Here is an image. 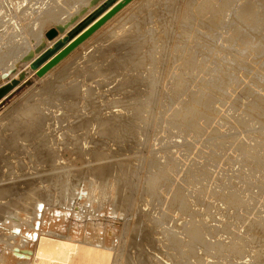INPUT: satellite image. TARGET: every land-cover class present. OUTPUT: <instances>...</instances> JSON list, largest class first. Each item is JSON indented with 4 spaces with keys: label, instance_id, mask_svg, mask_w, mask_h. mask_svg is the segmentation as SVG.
<instances>
[{
    "label": "bare ground",
    "instance_id": "bare-ground-1",
    "mask_svg": "<svg viewBox=\"0 0 264 264\" xmlns=\"http://www.w3.org/2000/svg\"><path fill=\"white\" fill-rule=\"evenodd\" d=\"M2 1V0H1ZM0 1V2H1ZM20 1V0H19ZM28 2V0H21V4L23 2ZM33 1V0H32ZM37 1V0H36ZM42 1V0H41ZM97 0H52L51 1V4L53 2L54 4V10L52 11L51 9L47 12V14H45L46 16L41 18L40 15H39V18L35 19V26H41V24L45 26V22L46 23H52L54 26H52V28L48 29L46 32L44 31V33L41 31L42 29H35L34 32L32 34V37H34L35 40H37V44L36 42L34 43L36 45V48L38 47L39 49L48 44H52L54 42H56L57 40H59L61 38V36L63 35V32L67 29V26H66V22H63L61 20V18H59V16L62 17V15H64L65 13H67L69 11V13H75V12H72L74 9H79V7L76 8L77 5H82L84 7H89L92 3H96ZM241 0H201L199 2V4H197V6L194 8L191 6V8L189 9L188 8V12H187V17L185 18H188V17H191L192 18H198L197 20L201 19V21H204L206 22L207 24H210V26H220V25H223L224 26V21L226 20L225 16H227V14H230L229 16H233L235 17L236 19H232L233 21H235V26L234 28H232V30L227 32L229 34V37L232 42L233 40L234 41H238V42H241L242 43V46L239 47H236L235 44L233 43L234 47H232L233 45L231 44V46H229L233 52L235 51L236 53H233L234 56L232 58V56H230V58L228 57V59L225 57V55L227 56V54L223 55V57H220L223 58L222 60L225 59L226 62H222L223 65L219 66L222 67L221 70L218 71V69H215L217 71V74L218 73H222V75L220 76V74H218V76L214 75L213 73L211 74V71L213 70H208L206 71L207 73H209V78L214 75V77H212L213 79H211L212 81L209 82V80L207 82H209L208 84H212V86L210 87L209 85V88L206 87L207 85H205V89L202 87L199 86V84L197 82H199V80L197 81L196 79L193 78V76L196 74L195 78L197 77V73H195L196 71H198L197 69V66L203 62V64H209V62L207 63L206 59L210 62H213V60H209V57H206V59L204 58V55L206 56L208 52H210V50H212V47L214 46V43H213V36L212 34L214 35V32H213V27L211 29V31L209 30L211 27L207 28L208 29V32L206 30L205 31V34L206 32L208 34H206L205 36H202L203 34V31L199 32L198 29L197 31L194 30L193 32H190L191 35H187L189 38H190V42H189V45L191 46H187V41L185 40L186 45L190 51L188 52V54L186 55L187 53V50L184 49L186 48L184 46V50H186V57L185 59L183 60L184 61V64H182L180 61L179 62L184 65V69L182 70L181 68H179L181 65L178 64V68L176 69L177 71L179 70L180 74L179 75H174V77H170L171 78V81L170 79H167L164 75V77L167 79V81L169 80L170 84L167 82V84H169V94L168 96H166L164 102L165 103H169L171 104V106L173 105L172 103L177 101L178 103V100L180 102V100L182 98H187L188 102L184 100V102L182 101L181 103V106L180 104L179 105H176L174 103V107L176 106H180L178 108H174L173 109H176V110H173L175 111V114L174 116L172 117V114H169L171 115V117H168V119L170 121H168L166 124H165V129L167 131H170L169 130V126H167V124H169L172 128H176V130H178V133L181 135V136H184L183 139H185V144L188 146L187 149H189V156H194L196 154V152L199 150L200 148V151L199 152V157H201L202 153H203V148L207 147L206 145H208V147L210 146L209 144V141L206 140L203 141V134L201 131H203V127L205 125H207V127L209 126L208 124L211 123L210 120L212 119L211 116L209 114H207V112H205L206 109H204V111H200L199 110V107L201 106L200 104H205V107L206 106H209L211 105H214V103L216 102L217 103V100H221L220 102L224 101L222 100L223 98L221 96H224L225 95V90L228 91V89L230 90V88L227 87V85L229 84H233V83H230L231 80H234L236 81L237 78H236V74L235 73H232V70H235L236 69H232L233 67L235 68L236 64L234 63H237L239 64L240 61H242L243 59V53H245L246 51L250 50L251 51V47L254 46L253 44H251V40L250 41V44H249V39H248V42H245V38L243 37V31L245 29H247V27L250 28L251 24L249 25L247 23L248 20L252 19V17L250 19H248L249 17V13L251 14L252 12H249L250 11V5L253 4L254 2L252 3H244V4H240L241 6L239 7V2ZM244 1V0H243ZM248 1V0H247ZM250 1V0H249ZM254 1V0H253ZM262 1V0H261ZM6 3V0L3 1ZM40 2V1H39ZM152 2V1H151ZM160 2V1H159ZM257 2V1H256ZM10 3V2H9ZM29 3V2H28ZM34 3V2H33ZM3 4V3H2ZM17 4V3H16ZM15 4V5H16ZM36 4V3H35ZM34 4V5H35ZM44 4V2H43ZM50 4V6H51ZM150 3L148 2V5ZM154 4V3H152ZM176 4V3H175ZM179 4V3H178ZM181 4V3H180ZM256 5V8L258 7L257 4L259 3H254ZM20 5V4H19ZM29 5V4H28ZM47 5V4H46ZM169 5V4H168ZM173 5V4H172ZM254 5V7H255ZM263 6L264 3L262 2L260 4V6ZM4 6L6 7V4H4ZM4 6H1L0 4V14H3V11H6L5 9H3L2 7ZM22 6V5H21ZM42 6V4H41ZM161 6V5H160ZM163 6V5H162ZM181 6V5H180ZM40 7V6H39ZM82 7V8H84ZM91 7V6H90ZM89 7V8H90ZM170 7V6H169ZM264 7V6H263ZM262 7V8H263ZM41 8V7H40ZM38 8V9H40ZM48 8V7H47ZM46 8V9H47ZM50 8V7H49ZM81 8V7H80ZM138 8V7H137ZM157 8V7H156ZM161 9V8H160ZM152 10V9H151ZM36 11V10H35ZM38 11V10H37ZM36 11V13H38ZM46 11V10H45ZM258 11H261L263 12V18H264V11L262 10H258ZM24 12V11H23ZM42 12V10H41ZM79 12V11H78ZM157 12V11H156ZM158 12H159V9H158ZM166 12V11H165ZM225 12V14H224ZM32 13V12H31ZM39 13H40V10H39ZM150 13V12H149ZM155 13V12H154ZM162 13V12H161ZM168 13V12H167ZM227 13V14H226ZM29 14V13H28ZM33 14V13H32ZM44 14V13H43ZM42 14V15H43ZM68 14V13H67ZM156 14V13H155ZM170 14V13H169ZM175 14V13H174ZM186 14V13H185ZM255 14V12H254ZM257 14V13H256ZM3 15H0V16H3ZM16 16L17 13H15ZM70 15V14H69ZM75 15V14H74ZM128 15V14H127ZM158 15V14H157ZM160 15V14H159ZM163 15V14H161ZM12 16V15H11ZM34 16V15H33ZM38 16V15H37ZM67 16V15H66ZM71 16V15H70ZM87 16V15H86ZM154 16V15H153ZM252 16V15H251ZM258 15H256L257 17ZM5 17V16H4ZM8 17V16H7ZM6 17V18H7ZM19 17V16H18ZM26 17V16H25ZM74 17V16H73ZM159 17V16H158ZM223 17H224V20H223ZM255 17V18H256ZM13 18V17H12ZM11 20H15V19H12ZM41 18V19H40ZM72 18V16H71ZM162 18V16H161ZM176 18V17H175ZM183 18V17H181ZM259 18V17H257ZM256 18V19H257ZM20 18H18L19 20ZM68 19V18H67ZM66 19V20H67ZM137 19V17H136ZM142 19V18H141ZM145 19V18H144ZM177 19V18H176ZM190 19V18H188ZM229 19V18H228ZM5 20V19H4ZM21 20V19H20ZM64 20V21H66ZM69 20H72L69 18ZM67 20V21H69ZM133 20V19H132ZM143 20V19H142ZM163 20V19H162ZM187 20V19H186ZM196 20V19H195ZM196 20V21H197ZM260 20V19H259ZM134 21V20H133ZM156 21V20H155ZM164 21V20H163ZM178 21V20H177ZM176 21V22H177ZM183 21V20H182ZM189 21V20H188ZM194 21V20H193ZM252 21V20H251ZM254 21V20H253ZM252 21V22H253ZM258 21V20H257ZM4 22V21H3ZM10 22V21H9ZM21 22V21H20ZM162 22V21H161ZM185 22V21H184ZM195 22V21H194ZM200 22V21H198ZM131 23V22H130ZM156 23V22H155ZM159 23V21L157 22ZM165 23V21H164ZM187 23V22H186ZM185 23V24H186ZM189 23V22H188ZM197 23V22H195ZM231 23V22H230ZM250 23V22H249ZM254 23V22H253ZM256 23V22H255ZM259 23V22H258ZM28 24V23H27ZM163 24V23H162ZM200 24V23H199ZM49 25V24H48ZM146 25V24H145ZM161 25V24H159ZM193 25V24H192ZM201 25V24H200ZM198 25V26H200ZM227 25V23H226ZM233 25V24H232ZM155 26V25H154ZM162 26V25H161ZM185 26H188V25H185ZM191 26V25H190ZM222 26V27H223ZM253 26V25H252ZM251 26V27H252ZM42 27V26H41ZM51 27V26H49ZM128 27V26H126ZM182 27V26H181ZM184 27V26H183ZM182 27V28H183ZM206 27V26H205ZM208 27V26H207ZM225 27V26H224ZM230 27V26H229ZM259 27V26H258ZM16 28V27H15ZM27 28V27H26ZM31 28V27H30ZM48 28V27H47ZM111 28H113L111 26ZM131 28V27H130ZM163 28V27H162ZM198 28V27H197ZM204 28V26L201 28H199V30H202ZM248 28V29H249ZM10 29V28H9ZM22 29V28H21ZM20 29V30H21ZM25 29V27L23 28ZM29 29V28H28ZM52 29H55L56 31V35L53 37V38H48L47 37V33L52 30ZM75 29L74 28L68 35L67 39L72 36L74 33H75ZM144 29V28H143ZM155 29V28H154ZM180 29V28H179ZM188 29V27H187ZM32 30V29H31ZM46 30V28H45ZM124 30V29H123ZM127 30V29H126ZM141 30V29H140ZM192 30V29H191ZM227 30V29H226ZM130 30H128L129 32ZM180 31V30H179ZM23 32V31H22ZM25 32V31H24ZM23 32V33H24ZM115 32V31H113ZM112 31L110 32L111 34L113 33ZM124 32V31H123ZM140 32V31H139ZM148 32V31H147ZM145 31V33H147ZM163 32V30H162ZM216 32V31H215ZM225 32V31H224ZM248 32V31H247ZM251 32V31H250ZM15 33V32H14ZM26 33V32H25ZM116 33V32H115ZM136 33V31H135ZM170 33V31H169ZM186 32V29H185V32ZM189 33V32H188ZM257 33V31H256ZM11 34V33H10ZM29 34V33H28ZM106 34V33H105ZM118 34V33H117ZM116 34V35H117ZM144 34V33H143ZM171 34V33H170ZM219 34V33H217ZM216 34V35H217ZM246 34V33H245ZM260 34V33H259ZM12 35V34H11ZM115 35V34H114ZM113 35V36H114ZM119 35V34H118ZM146 35V34H145ZM162 35V34H160ZM181 35H183V32L181 33ZM179 36V42L183 41L184 38L183 36ZM185 35V34H184ZM204 35V34H203ZM224 35V34H222ZM258 35V34H257ZM8 36V35H7ZM21 36V35H20ZM27 36V35H25ZM30 36V35H28ZM27 36V37H28ZM112 36V37H113ZM127 36V35H125ZM124 36V38H125ZM154 36V34H153ZM157 36V35H156ZM167 36V35H166ZM186 36V35H185ZM184 36V37H185ZM13 37V35H12ZM102 37V36H101ZM107 37V35L105 36ZM110 37V35L108 36ZM128 37V36H127ZM135 37V36H134ZM133 37V38H134ZM158 37V36H157ZM163 37V36H162ZM161 37V38H162ZM165 37V36H164ZM187 37V38H188ZM224 37V36H223ZM16 38V37H15ZM116 38V37H115ZM114 38V39H115ZM120 38V37H119ZM118 38V39H119ZM121 38H123L121 36ZM120 38V39H121ZM129 38V37H128ZM148 38H151V37H148ZM155 38V37H154ZM177 38V37H176ZM188 38V40H189ZM231 38H234V39H231ZM244 38V39H243ZM256 38V37H255ZM33 39V38H32ZM67 39H65L64 41H66ZM109 39V38H108ZM112 39V38H110ZM127 39V38H126ZM132 39V38H131ZM130 39V40H131ZM137 39V38H136ZM259 39V38H258ZM9 40V39H8ZM13 41V38L11 39ZM44 40V41H43ZM93 40V39H92ZM124 40V39H122ZM129 40V39H127ZM129 40V41H130ZM135 40V39H134ZM153 38L151 39V42H152ZM156 40V39H155ZM159 40V39H158ZM157 40V41H158ZM161 40V39H160ZM178 40V39H177ZM202 43H200L201 41ZM217 40V39H216ZM215 40V41H216ZM224 40V39H223ZM225 40L227 41L228 38ZM7 41V40H6ZM28 41V40H27ZM34 40H32L33 42ZM64 41H61L59 43H57V45H55L54 48L50 49L49 51H47L43 56H41L39 59H37L29 68L25 69V71L27 73H32L34 71H36V67H40L45 61H47L50 57H52L54 55V53H56L58 50L57 49H60L62 47V45H64ZM112 41V40H111ZM109 42L110 44L112 42ZM125 41V40H124ZM138 41V40H137ZM155 41V43L157 42ZM200 41V42H199ZM225 41V42H226ZM247 41V40H246ZM256 41V40H255ZM14 42V41H13ZM19 42V41H18ZM30 42V41H29ZM27 42V43H29ZM107 43V41H105ZM114 42V40H113ZM123 42V41H122ZM131 42V41H130ZM146 42V41H145ZM150 42V41H149ZM149 42H147L149 44ZM176 42V41H175ZM174 42V43H175ZM219 42V41H218ZM224 42V41H223ZM222 42V43H223ZM224 42V43H225ZM229 44L232 43L230 41H228ZM238 42H235L236 44ZM105 43V44H106ZM121 43V42H120ZM125 43V42H124ZM123 43V45H124ZM128 42H126L127 44ZM135 43V41L133 42V44ZM139 43V42H138ZM138 47L136 49V47L134 49H136L135 51L139 52V49H140V43L138 44ZM144 43V42H143ZM142 43V44H143ZM157 46L160 44L159 41L157 42ZM195 43V44H194ZM227 43V42H226ZM241 43H238L239 45H241ZM255 43V42H253ZM13 44V43H12ZM30 44V43H29ZM84 44V43H83ZM90 44V43H89ZM130 44V43H128ZM131 43V45L129 46L128 49H132L131 47H134L132 46L133 45ZM147 44V45H148ZM6 45H8V43H6ZM10 47L6 46L7 49H9V51L11 52H14L17 48H19V46H11V43L9 44ZM14 45V44H13ZM23 45V44H22ZM21 45V46H22ZM118 45H120L118 43ZM136 45V44H134ZM136 45V46H137ZM151 45V43H150ZM153 46L154 43L152 44ZM164 45V44H163ZM176 45V44H175ZM193 45V46H192ZM216 45V44H215ZM256 45H259L258 47H261L260 43L259 44H255ZM27 46V44L25 45ZM24 46V47H25ZM30 46H32V44H30ZM29 46V47H30ZM106 46H108V44H106ZM127 46V45H126ZM143 46H146V45H143ZM165 46V45H164ZM163 46V47H164ZM167 46V45H166ZM177 46H178V43H177ZM23 47V46H22ZM21 47V48H22ZM28 47V46H27ZM114 46L112 45L111 48H113ZM149 47V46H148ZM147 47V48H148ZM152 47V46H150ZM162 47V48H163ZM168 47V46H167ZM219 47V46H218ZM226 47H228V45L226 44ZM238 48L236 50H234L233 48ZM242 47V48H241ZM258 47L256 46L255 48L258 49ZM15 48V49H14ZM32 48V47H30ZM28 48V49H30ZM109 48V47H108ZM119 48V47H118ZM124 48V46H123ZM153 48V47H152ZM156 48V47H155ZM214 48V47H213ZM229 48V49H230ZM254 48V47H253ZM262 48V47H261ZM264 48V47H263ZM90 49V48H89ZM127 47L125 50H127V52H130L128 51ZM146 49V48H145ZM176 49V48H175ZM174 49V50H175ZM182 49L181 45H180V50ZM182 49V51H183ZM228 49V50H229ZM239 49H241L239 51ZM6 50V49H5ZM13 50V51H12ZM95 50V49H94ZM112 50V49H111ZM133 50V49H132ZM131 50V53L134 52ZM153 49L150 48V52L148 51V53L146 52L145 56H144V59H143V64H140L138 67L142 68L143 69V66L147 64H152L154 63V61L157 59L156 56V53L155 52H158L160 50V47H159V50L158 51H151ZM157 50V49H156ZM167 50V49H166ZM169 50V49H168ZM171 50V49H170ZM179 48H178V51H180ZM215 50V49H214ZM218 50V49H217ZM227 49H225L226 51ZM228 50L226 51V53H228ZM231 50V51H232ZM238 50V51H237ZM254 50V49H253ZM25 51H27L25 49ZM30 51V50H29ZM32 51V50H31ZM102 51V50H101ZM108 51V50H107ZM120 51H122L120 49ZM144 51V50H143ZM163 51V50H162ZM173 51V50H172ZM170 51V52H172ZM206 51V52H205ZM219 51V50H218ZM256 51V50H255ZM259 51V50H257ZM262 51V50H260ZM19 52V51H18ZM17 52V53H18ZM21 52H22V49H21ZM28 52V51H27ZM100 52V51H99ZM177 52V51H176ZM181 52V51H180ZM185 51H183V54H184ZM201 53V56L204 58L203 60H198L200 58V55L199 57L196 56L198 54L196 53ZM224 52V51H223ZM222 52V54H224ZM241 52V53H239ZM249 52V51H248ZM3 53V52H2ZM23 53V52H22ZM93 53V52H92ZM110 53V52H109ZM120 53V52H119ZM122 53V52H121ZM130 53V54H131ZM153 53H154V57L153 58ZM182 53V52H181ZM191 56L194 54V56L197 58L196 60L192 59L193 57H190L188 55ZM206 53V54H205ZM239 53V54H238ZM258 53V52H257ZM1 54V53H0ZM13 54V53H11ZM26 54V53H24ZM28 54V53H27ZM30 54V53H29ZM79 54V53H78ZM108 54V53H107ZM116 54V53H115ZM118 54V53H117ZM126 55H128L129 57V60L131 59L129 56L130 54L126 53ZM136 54V53H135ZM158 54V53H157ZM177 54V53H176ZM203 54V55H202ZM211 55H214L210 52ZM210 54H208L209 56H211ZM217 54V53H215ZM228 54H231V52H229ZM247 54V53H246ZM250 54V53H248ZM247 54V55H248ZM264 54V53H263ZM3 55V54H1ZM9 56V54H7ZM18 55V54H17ZM92 55V54H91ZM95 55V54H94ZM97 55V54H96ZM99 55V54H98ZM101 55V54H100ZM109 55V54H108ZM107 55V56H108ZM125 55V56H126ZM132 55V54H131ZM138 55V53H137ZM137 55L135 56L137 58ZM142 55V54H141ZM156 55V56H155ZM166 55V54H165ZM170 55V54H169ZM179 55V54H178ZM207 55V56H208ZM219 55L221 56V54L219 53ZM218 55V56H219ZM259 56V54H257ZM256 55V56H257ZM4 56V55H3ZM6 56V54H5ZM6 56V57H8ZM77 56H80L77 55ZM93 56V55H92ZM122 56V55H121ZM123 56V57H125ZM134 56V54H133ZM132 56V57H133ZM143 56V55H142ZM177 56V55H176ZM182 56V54H181ZM181 56H179V58H181ZM217 56V58H218ZM242 56V58H241ZM249 56V55H248ZM247 56V57H248ZM252 56V55H250ZM1 57V56H0ZM24 57V56H23ZM85 57V56H84ZM120 57V55H119ZM127 57V56H126ZM127 57V59H128ZM134 57V58H135ZM162 57V56H161ZM165 57V56H164ZM163 57V58H164ZM167 57V56H166ZM188 57V58H187ZM190 57V58H189ZM194 57V58H195ZM246 57V56H245ZM244 57V58H245ZM253 57V56H252ZM18 58V56H17ZM25 59H23L25 62L27 61V59L29 58L28 55H26L24 57ZM122 58V57H121ZM140 58V56H139ZM162 58V59H163ZM177 58V59H179ZM212 58V56L210 57V59ZM214 58V56H213ZM216 58V57H215ZM214 58V59H215ZM2 59V57H1ZM4 59V57H3ZM2 59V60H3ZM6 59V58H5ZM12 59V58H11ZM16 59V58H15ZM76 59V58H75ZM99 59V58H98ZM97 59V60H98ZM111 59V58H110ZM120 59V58H119ZM118 59V61H119ZM124 60V61H121V60ZM120 59V62H123L122 64L124 65L125 62V59L122 58ZM126 59V61H128ZM142 59V58H141ZM155 59V60H153ZM158 59H159V56H158ZM175 59V57L173 58ZM182 59V58H181ZM219 59V58H218ZM216 59V60H218ZM231 59V62L234 61L233 63H229L228 61H230ZM247 59V58H246ZM245 59V60H246ZM253 59V58H251ZM250 59V60H251ZM9 60V59H8ZM7 60V61H8ZM81 60V59H80ZM96 60V61H97ZM165 60V59H164ZM163 60V61H164ZM199 61V64H197L196 66V63ZM205 60V62H204ZM245 60H243L245 62ZM254 60V59H253ZM259 60V59H258ZM6 61V62H7ZM19 61V60H18ZM75 61V60H74ZM86 61V60H85ZM117 61V62H118ZM134 61V60H133ZM153 63H149V62H152ZM156 65L158 63V61L160 60H156ZM175 61V60H174ZM178 61V60H177ZM196 61V63L194 62ZM249 61V60H248ZM260 61V60H259ZM4 62V64L6 63ZM17 62V61H16ZM71 62V61H70ZM69 62V63H70ZM89 62V61H88ZM116 62V60L114 61ZM116 62V63H117ZM119 62V63H120ZM137 62V61H136ZM142 63V61H139ZM178 62V63H179ZM220 62V60H219ZM217 61V63H219ZM27 63V62H26ZM91 63V62H90ZM161 63V61L159 62ZM216 63V64H217ZM221 63V62H220ZM251 63V61H250ZM263 63V62H262ZM261 63V64H262ZM1 64V63H0ZM14 64V63H13ZM77 64V63H76ZM85 64V63H84ZM108 64V63H107ZM121 64V65H122ZM133 64V63H132ZM138 64V63H137ZM148 64H147V67H148ZM204 64V66H205ZM212 64V63H211ZM211 64L207 65V67L210 69V67H216L218 68V65L215 66V64H212L214 66H211ZM232 64H234L235 66L232 67ZM242 64V63H240ZM245 64V63H244ZM246 64H248L246 62ZM258 64V63H257ZM9 64L7 63V66ZM15 65V64H14ZM96 65V64H95ZM109 65V64H108ZM160 65V64H158ZM162 65V63H161ZM174 65V64H173ZM202 65V64H201ZM243 65V64H242ZM251 65V64H250ZM250 65H246L245 67H250ZM260 65V63H259ZM5 66V65H4ZM91 66V65H90ZM89 66V67H90ZM93 66V65H92ZM91 66V67H92ZM111 66V65H110ZM119 66V65H118ZM117 66V67H118ZM135 66V64H134ZM150 66V65H149ZM203 66V67H204ZM210 66V67H209ZM238 66V65H237ZM254 66L256 67V65L254 64ZM1 67V66H0ZM10 67V66H9ZM8 67V68H9ZM70 67V66H69ZM78 67V66H77ZM76 67V68H77ZM85 67V66H84ZM88 67V66H87ZM90 67V68H91ZM120 67V66H119ZM126 67V65L124 66ZM154 67V65H153ZM159 67V66H158ZM161 67V66H160ZM163 67H165L163 65ZM159 68V71L160 70H164V68ZM167 67V65H166ZM182 67V66H181ZM199 67V66H198ZM207 67L205 69H207ZM244 67V68H245ZM2 68V67H1ZM66 68V67H65ZM72 68V67H71ZM101 68V67H100ZM115 68V67H114ZM122 68V67H121ZM131 68V66H130ZM135 68V67H134ZM155 68H157L155 66ZM169 69V65L167 67ZM173 67L170 66V69H172ZM175 68V67H174ZM252 68V67H251ZM13 69V68H12ZM36 69V70H35ZM64 69V67H63ZM138 69V68H136ZM141 69V70H142ZM166 69V68H165ZM181 69V70H180ZM204 69V68H202ZM204 69V70H205ZM213 69V68H211ZM242 69L243 71L245 69H243V66L242 68H239V70ZM255 69V68H254ZM5 70V69H4ZM91 70V69H90ZM140 70V69H139ZM154 70V69H153ZM156 70V69H155ZM173 70V69H172ZM199 70L201 71L202 73V70H201V67H199ZM203 70V71H204ZM214 70V73L216 72ZM239 71V72H243V71ZM247 70V69H246ZM252 70V69H251ZM23 72V73H26V72ZM69 71V70H68ZM93 71V70H92ZM96 71V70H95ZM99 71V70H97ZM122 71V70H121ZM126 71V70H125ZM132 71V70H131ZM130 71V72H131ZM157 71V70H156ZM169 71V70H168ZM199 71V72H200ZM221 71V72H220ZM234 71V72H235ZM237 71H238V68H237ZM249 71V70H248ZM62 72V71H61ZM91 72V71H90ZM102 72V71H101ZM119 72V71H117ZM137 72H140L137 70ZM136 72V73H137ZM146 72V71H145ZM143 72V73H145ZM161 72V71H160ZM165 71H163L164 73ZM171 72V71H170ZM169 72V74H171ZM174 72V70L172 71ZM178 72V73H179ZM182 72V73H181ZM246 72V71H245ZM259 72V71H258ZM66 73V72H65ZM77 73V72H76ZM98 73V72H97ZM105 73V72H103ZM143 73H141L143 75ZM147 73H150V69H149V72H146ZM158 74L159 72H154L153 74ZM162 73V72H161ZM161 73H159L161 75ZM162 73V75H163ZM165 73H168L167 70ZM176 73V72H175ZM195 73V74H193ZM200 73V74H201ZM204 73V72H203ZM253 73V72H252ZM69 74V72H68ZM74 74V73H73ZM86 74V73H85ZM94 74V73H93ZM114 74V73H113ZM145 74V75H146ZM169 74H168V77H169ZM205 74V73H204ZM234 74V76H233ZM238 74V73H237ZM248 74V73H247ZM246 74V75H247ZM71 75V74H70ZM102 75V74H101ZM127 75V74H126ZM131 75V73H130ZM135 75V74H134ZM150 75V74H148ZM160 75H155L157 76L156 79H151L152 81V84L150 83V85H152V87H155L156 88V85L158 84V86L161 85L160 82H162L163 80L160 78L161 76ZM172 75V74H171ZM208 76V74H206ZM206 75L204 76L206 79ZM236 75V76H235ZM255 75V74H254ZM262 75V74H261ZM67 76V75H66ZM74 76V75H73ZM104 76V75H103ZM117 76V75H116ZM128 76V75H127ZM126 76V77H127ZM158 76L160 78V80L162 81H159L158 79ZM167 76V75H166ZM201 75H198V77L200 78ZM243 76V74H242ZM248 76V75H247ZM246 76V77H247ZM260 76V75H259ZM75 77V76H74ZM92 77V75L90 76ZM105 77V76H104ZM103 77V78H104ZM115 77V76H114ZM132 77V76H131ZM150 77V76H149ZM152 77V76H151ZM162 76V78H164ZM203 78V76H201ZM85 78V77H84ZM106 78V77H105ZM258 78V76H257ZM262 78V77H261ZM57 79V78H56ZM100 79V78H99ZM194 79V81H197V82H194L198 85H193L191 84L192 83V80ZM204 79H202V81H205ZM129 80V79H128ZM139 80V79H138ZM201 80V78H200ZM207 80V79H206ZM233 80V82H235ZM243 80V79H242ZM242 80L240 82H242ZM256 80V84H263V81L264 79L261 80V82H259L260 80L258 79H254ZM257 80H258V83H257ZM76 81H78L76 79ZM80 81V80H79ZM103 81V80H101ZM100 81V82H101ZM124 81V80H123ZM126 81V80H125ZM134 81V80H133ZM147 81V80H145ZM165 81V80H164ZM59 82V81H58ZM63 82V81H62ZM70 82V81H69ZM95 82V81H94ZM115 82V81H114ZM150 82V80H149ZM160 85H159V83ZM201 82V81H200ZM205 82V83H207ZM255 82V81H254ZM15 82H12V83H8L7 85H4L2 87H0V101L3 99V96L7 93V91L10 89V87L14 84ZM136 83V82H135ZM155 83V84H154ZM202 83V82H201ZM204 83V82H203ZM238 83V82H237ZM50 84V83H49ZM52 84V83H51ZM98 84V83H97ZM131 84V83H130ZM134 84V83H133ZM149 84V83H148ZM166 84V83H164ZM261 84V85H262ZM80 85V84H78ZM124 85V83H123ZM128 86L129 83L127 84ZM126 85V86H127ZM140 85V84H139ZM236 85V83H235ZM238 85V84H237ZM241 85V84H240ZM250 85V84H249ZM253 85V84H252ZM46 86V85H45ZM49 86V85H48ZM52 88L50 89L51 91H48V98L46 99H43L39 102L38 100L36 101V103L34 101V103L31 102V100H28L26 101L22 107H23V111L19 112H15V114H13V118L8 121V123H10V126L6 124H4L3 127H0L1 128V133L2 135H4V138L6 137V141L3 143V145L0 146V149L4 146L5 147H8L9 148V151L10 152V160H12L11 162H8V164H3V162H1L0 164V264H237V262L235 263V261H239V260H242L245 258H249V261L247 263H242V264H264V260L261 259V256L264 254L263 251H261V248L259 245V242L257 243V239H259V237L257 238L256 235H254L253 233L252 236L253 237H250V238H246L248 237V235L246 237H242V235L236 231L237 229L233 228L232 226H230L228 224V226H221V227H210V225H206V223L204 224L203 221H199L201 218H204V217H210V213H209V209L211 208V205L212 203L209 202L208 199H205L204 197V200H208L207 201H203V198L202 196L208 194V195H211V199H214L215 198L219 199V198H225V204L228 206V214L226 213L225 215H227V218L228 219H236L237 217H242V216H239L241 214V211L242 209H240V214L235 218V213L232 214V211L233 212H238V210L236 211L235 209H238V208H241L243 206V208L245 207V205H248L246 204V201L244 199H246L245 197L243 198V193L241 190V187H239L241 190H238L236 188V186L238 187V185L240 186H243L244 188V184L242 183L241 184H238L236 185V182L235 183V186L233 185H230L228 186L227 184V187H215L214 184H210L209 185V180L211 178V172H213V170H209L212 166L217 168L213 163H216L219 158H221L220 161H225V157L223 159V157H221L222 155L219 154L218 152H215V151H209L206 152L208 153V156H204L205 158L208 157V162L206 160H204V164L207 162V167L205 168V170L203 169H200V168H204L199 166L200 168H197L199 169L198 171H196V166H197V163L196 161H194L195 163H193L192 165L190 164L187 168L191 169V171L188 173L184 171L185 173V177L184 179H176L174 178H171L172 175H170L171 173L173 174L175 171L177 172V167H179V165L181 164L180 161L181 160H172V159H169V162H168V158L166 159L167 160V164L164 165V163L161 165V167L157 166L155 163H152L154 162V160L156 159V157H154L155 159H153V161L151 162V164H148V166L146 165L145 168L147 170L146 173H148L149 176H147L148 180L146 181L145 178H143L144 180L143 181H146L141 187L137 186V183L136 186H134V181L137 180L134 178L135 174L137 172H135L134 174V171L133 168L135 167H129V169H132V170H126V168H122L124 165V163L121 162L122 165H120V169L122 168L123 170L121 171L119 168H117V163H109L107 161V163H104L106 162V160L108 159L109 160V157L111 158V156L108 157L109 153L107 152H110L108 148H105L107 147L108 145V142L110 143V141L108 140H111L113 142L116 143H120V146L118 148V146H114V147H117L114 148L112 147V143L109 144L111 146L109 147H112L114 149H116V152L117 150L119 151V149H121V143L122 141L125 139H128L130 138L132 135L135 136V131L133 129H135V126L136 124L135 123H138L141 119H143L142 115H141V110L139 109V107H143L146 106L144 104V106L141 104L139 106L138 104V107L136 108V105L132 104V111H134L133 113H135L134 115L130 114L127 112V110L130 112V109L131 107L129 108V106H127L128 108L125 107V105H119L117 106L118 102H116L115 104H113L112 101L106 103V105L108 104L109 106H106L105 103L104 105L105 106H100V110L98 109L97 111H94L93 113L90 111L89 114H87L86 112H81L79 110V112H74L76 107H79L77 106L76 104L77 103H73V101H75V97L74 99H71L75 94L79 95L80 92H79V86H74L72 87V89L70 88V90L66 93L65 89L63 90H59V89H62L65 87V84H59V83H55V84H52L51 85ZM67 86H69L67 84ZM72 86V85H71ZM100 86V85H99ZM157 86V87H158ZM162 86V85H161ZM166 86V85H164ZM193 87L194 90H189L190 87ZM231 86V85H230ZM234 86V85H232ZM239 86V85H238ZM236 86V89L237 87ZM251 86V85H250ZM259 86V85H258ZM122 87V86H120ZM125 87V86H124ZM139 87V86H138ZM151 87V86H150ZM151 87V88H152ZM191 87V88H192ZM249 87V86H248ZM261 87V86H260ZM264 87V86H263ZM261 87V88H263ZM49 88V87H48ZM58 88V90L55 91V89ZM68 88V87H67ZM108 88V87H107ZM131 88V87H129ZM162 88V87H161ZM165 88H168L167 87H164V90ZM228 88V89H227ZM239 88V87H238ZM242 89V87H240ZM245 88V87H244ZM257 88V87H256ZM256 88H253V89H256ZM44 89V88H43ZM145 89V88H144ZM148 89V88H147ZM157 89V88H156ZM250 89V88H249ZM95 90V89H94ZM124 90V89H123ZM139 90V88H138ZM137 90V91H138ZM259 90V89H258ZM262 90V89H261ZM264 90V89H263ZM13 91V90H12ZM10 91V93L12 92ZM116 91V90H115ZM118 91V90H117ZM116 91V92H117ZM122 91V89H120V92ZM127 91V90H126ZM131 91V90H130ZM155 91V90H154ZM226 91V92H227ZM232 91V89H231ZM237 91V90H236ZM247 91V90H246ZM90 92H93V91H90ZM99 92V91H98ZM97 92V93H98ZM134 92V91H133ZM141 92V90H140ZM149 92V91H148ZM153 92V91H152ZM248 92H251V91H248ZM253 92V91H252ZM41 93V91H40ZM46 93V92H45ZM85 93V92H84ZM122 93V92H121ZM125 93V92H124ZM128 93V92H126ZM146 93V91H145ZM167 93V92H166ZM234 93V92H233ZM232 93V94H233ZM241 93V92H240ZM256 93V91H255ZM258 93V91H257ZM261 93V92H260ZM87 94H88V91H87ZM94 94V93H93ZM100 94V92H99ZM143 94V93H142ZM152 94V93H151ZM150 94V95H151ZM160 94V93H159ZM164 94V93H163ZM162 94V95H163ZM245 94V93H244ZM248 94V93H247ZM43 95V94H42ZM45 95V94H44ZM75 95V96H77ZM113 95V94H112ZM131 95V94H130ZM129 95V96H130ZM140 95V94H139ZM137 95V96H139ZM149 95V94H148ZM147 95V96H148ZM157 94H153V96H156ZM167 95V94H166ZM186 95V96H185ZM228 95V92L227 94ZM235 95V94H234ZM239 95V94H238ZM241 95V94H240ZM254 95V93L252 94ZM257 95V94H255ZM254 95V96H255ZM38 96V95H37ZM69 96H72L70 97V100H72V103L70 104V102L68 103L67 105V102H68V99H69ZM82 96V95H81ZM84 96V95H83ZM136 96V95H135ZM143 96V95H142ZM233 96V95H232ZM251 96V95H250ZM253 96V97H254ZM261 96V94H260ZM28 97V96H27ZM41 97V96H40ZM78 97V96H77ZM106 97H109V96H106ZM117 97V96H116ZM145 97V96H144ZM157 97V96H156ZM219 97V99L217 98ZM239 97H242V96H239ZM252 97V96H251ZM256 97V96H255ZM259 97V96H258ZM263 97V96H262ZM59 98H62V102L60 103V100ZM110 98V97H109ZM109 98H108V101H109ZM118 98V97H117ZM151 98V97H149ZM148 98V100H149ZM154 98V97H153ZM153 98L150 99L153 100ZM225 98V97H224ZM227 98H229L227 96ZM227 98H225V100H227ZM232 98V97H231ZM243 98V97H242ZM245 98V97H244ZM249 98V96H248ZM264 98V97H263ZM125 99V97H124ZM130 99V98H129ZM132 99V98H131ZM134 99V98H133ZM137 99V98H136ZM159 99V98H157ZM163 99V97L161 98ZM159 99V100H161ZM235 99V98H234ZM251 99V98H250ZM257 100V97L255 98ZM35 100V98H34ZM69 100V101H70ZM105 100V99H104ZM103 100V101H104ZM107 100V99H106ZM126 100V99H125ZM123 100V101H125ZM203 100V102H202ZM231 100V99H230ZM241 101V99H239ZM243 100V99H242ZM262 100V99H261ZM80 103H82L83 105H81V109L82 111H87L88 109H91L92 106H88V104L85 106H88L90 108L87 109V107H83L84 106V101L85 100H81L79 101V99L77 100ZM88 101V100H87ZM86 101V103H87ZM102 101V102H103ZM130 102V100H127ZM146 101V100H145ZM158 101V100H157ZM239 101V102H240ZM245 101V100H243ZM252 101H254V98H252ZM39 102V103H37ZM58 102V106H56L57 104H55V106L53 105L54 103ZM101 102V101H100ZM107 102V101H106ZM126 102V101H125ZM133 102H135L133 100ZM137 102V100H136ZM141 102V101H139ZM138 102V103H139ZM144 102V100H143ZM154 102V100H153ZM163 102V101H162ZM226 102V101H225ZM233 102V100H232ZM247 102V101H246ZM263 102V101H261ZM260 100L256 101L254 104H251L255 109H260L262 106V103L261 104ZM92 103V102H91ZM99 103V102H98ZM132 103V102H131ZM150 104H152V106L150 104H148L149 106H146L148 107L147 109H149V107L151 106L152 109L154 110V108L158 109L157 104L156 103V100L154 103L152 102H149ZM227 103V102H226ZM78 104V105H79ZM120 104V103H119ZM127 104V103H126ZM223 104V103H221ZM234 104V103H233ZM241 104V103H240ZM245 104V103H244ZM26 105V107L24 108V106ZM65 105V106H64ZM66 105H67V108H66ZM94 105V104H93ZM128 105V104H127ZM130 105V104H129ZM164 105L163 107L165 108V104H162ZM230 105V104H229ZM264 105V104H263ZM63 106V107H61ZM111 106V107H110ZM167 106V105H166ZM204 106V105H203ZM202 106V107H203ZM222 106V105H220ZM224 106H226L224 104ZM249 106V105H248ZM79 107V109H80ZM97 106H95L96 108ZM125 107V108H124ZM140 107V108H141ZM229 107V106H228ZM242 107V106H241ZM247 107V106H246ZM53 109V113L50 115V116H43L42 115V112L44 111H47V109ZM114 108H121L122 111H115V112H111L112 109ZM163 108V109H164ZM167 108V107H166ZM169 108V107H168ZM207 108V107H206ZM250 108V107H249ZM22 109V108H21ZM49 109V110H50ZM56 109V110H54ZM145 109V108H144ZM143 109V111H144ZM150 109V110H152ZM157 109L154 110V113L153 111L151 113L155 114V112H157ZM208 110L209 109H212V108H207ZM222 109V108H221ZM231 109V108H230ZM240 109V108H239ZM243 109V108H242ZM262 109V108H261ZM64 111L62 112L63 114L61 116H58L56 113H58L59 111ZM94 110V106H93V109ZM96 110V109H95ZM107 110H111L109 111V113H107L108 111ZM116 110V109H115ZM158 110H160L159 112H162L161 109L159 108ZM168 110V109H167ZM170 110H172L171 108L168 110L169 112H171ZM203 110V108H202ZM218 109L215 110V113ZM227 110V109H226ZM225 110V111H226ZM234 110V108H233ZM236 110V109H235ZM245 110V109H244ZM248 110V109H246ZM89 111V110H88ZM128 115H127V113ZM131 111V113H132ZM165 111V109L163 110V112ZM207 111V110H206ZM221 111V110H220ZM254 111V109H253ZM252 111V112H253ZM124 112V113H123ZM148 112V111H147ZM158 112V113H159ZM214 112V111H213ZM219 112V111H217ZM227 112V111H226ZM246 112V111H245ZM262 112V111H261ZM11 113V112H10ZM13 113V111H12ZM45 113V112H44ZM47 113H50V112H47ZM61 113V112H60ZM146 113V112H145ZM225 113V112H224ZM223 113V114H224ZM232 113V112H231ZM235 113V112H234ZM242 113V111H241ZM244 113V112H243ZM255 113V112H254ZM257 113V112H256ZM263 113V112H262ZM143 114V112H142ZM149 114H150V111H149ZM151 114V116L153 115ZM163 113H161V117H165L167 114H165V116L163 115ZM248 114V113H247ZM229 115V114H227ZM231 115V114H230ZM229 115V116H230ZM243 115V114H242ZM245 115V114H244ZM243 115V116H244ZM250 115V114H249ZM247 115V116H249ZM262 115V114H261ZM150 116V117H151ZM213 116V114H212ZM223 116V115H222ZM226 116V115H225ZM232 116V115H231ZM236 116V115H235ZM240 116V115H239ZM246 116V115H245ZM244 116V118H245ZM258 116V115H257ZM260 116V115H259ZM147 117V115L145 116V118ZM149 117V116H148ZM241 117V116H240ZM143 120L144 122V127L146 128L147 126L145 124L148 125V122H145L146 120H148L146 118V120ZM155 118V117H154ZM214 118V117H213ZM232 118V117H230ZM236 118V117H235ZM252 121L253 119V116L249 117ZM247 117V119H249ZM10 119V117H9ZM161 118L158 119V121L160 120ZM221 119V118H220ZM223 119V118H222ZM239 119V118H238ZM246 119V120H247ZM139 120V121H138ZM150 120V119H149ZM162 120V119H161ZM160 120V121H161ZM166 120V118H165ZM216 120V119H215ZM230 120V119H229ZM234 120V119H233ZM232 120V121H233ZM237 120V119H236ZM241 120V118H240ZM238 120L236 123H238V125L240 127H242V130H246L248 131V133L246 135H249V131L251 132H254V134L256 133V136L258 137V139H260L259 137L261 136H258L257 135V132L258 134L261 132V130L263 131L264 128H262V123L259 127H253L254 125L251 124L252 122L254 123V121H252L251 123L250 122H247L245 119L244 121H240ZM255 120V118H254ZM137 121V122H136ZM151 121V120H150ZM149 121V122H150ZM157 121V120H156ZM212 121V120H211ZM250 121V120H249ZM261 121H264L263 119ZM3 122V121H2ZM54 122V124L56 126H58L59 124H65L66 126V131L63 133H59L60 131H58V134L56 132V135H52L51 132V128L54 127L55 129V125L52 123ZM141 122V123H143ZM215 122V121H214ZM219 122H221L219 120ZM230 122V121H228ZM257 122V121H256ZM7 123V122H6ZM141 123L139 122L138 125H141ZM155 123V122H154ZM154 123H152L153 125H155ZM163 123V121L161 122ZM165 123V121H164ZM215 123H218L215 122ZM215 123H212L213 125ZM227 123V122H226ZM233 123V122H232ZM258 123V122H257ZM212 124H210L212 126ZM225 124V123H224ZM255 124V123H254ZM6 125V126H5ZM54 125V126H53ZM143 125V124H142ZM141 125V126H142ZM152 125V126H153ZM161 126L160 124L157 123V126ZM173 125V126H172ZM217 125H220L217 124ZM227 125V124H226ZM257 125V124H256ZM2 126V125H1ZM140 126V127H141ZM156 126V127H157ZM164 126V125H163ZM162 126V127H163ZM167 126V127H166ZM216 126V125H215ZM232 126V125H231ZM12 127V130L15 129L17 130V132L15 133L14 132V135H13V131L11 133V131L9 132V130L11 129ZM139 126H137L138 130L140 129ZM142 126V129L144 128ZM149 127H150V124H149ZM148 129L152 131H155L153 130V127H150ZM155 127V126H154ZM224 127V126H223ZM239 127V128H240ZM48 128L50 129L49 131V135L47 137V139H45V134L43 135L44 137L41 139V135L44 133H40L41 132V129L42 130H48ZM58 128L57 130H59V126L56 127ZM163 128V130H164ZM206 128V127H205ZM213 128V127H212ZM211 128V129H212ZM235 129V127H233ZM65 129V128H63ZM147 129V128H146ZM155 129V128H154ZM157 129V128H156ZM208 129V128H207ZM210 129V128H209ZM210 129V130H211ZM215 129V128H214ZM220 129V128H219ZM230 129V128H229ZM53 130V129H52ZM136 130V129H135ZM145 130V129H143ZM165 130V132H166ZM172 130V129H171ZM175 130V129H174ZM205 130V129H204ZM218 130V128H217ZM239 130V129H237ZM45 131V132H46ZM142 131V130H141ZM140 131V132H141ZM158 131V129L156 130V132ZM162 131V130H161ZM208 131V130H207ZM212 131V130H211ZM230 131V130H229ZM232 131V130H231ZM234 131V130H233ZM137 132V130H136ZM139 132V131H138ZM139 132V133H140ZM155 134H159L156 133ZM172 132V131H170ZM169 132V133H170ZM177 132V131H176ZM236 132V131H235ZM245 132V131H243ZM243 132H241L242 134H239L242 136L243 135ZM48 133V131H47ZM150 133V132H149ZM154 133V132H153ZM162 134L164 133V131L161 132ZM210 133V132H209ZM229 132L226 133V130H225V133L223 132L224 135L228 134ZM231 133V132H230ZM263 133V132H261ZM17 134V135H16ZM101 134H104V135H101ZM138 134V133H137ZM167 134V132L165 133ZM175 134V133H174ZM207 134V133H206ZM217 134V133H216ZM219 134V133H218ZM237 134V132H236ZM245 134V133H244ZM47 135V134H46ZM205 135V133H204ZM235 135V134H234ZM238 135V134H237ZM244 135V137L246 136ZM261 135V134H259ZM263 135V134H262ZM138 136V135H137ZM143 136V135H142ZM141 136V137H142ZM159 136V135H158ZM164 137V135H162ZM177 136V135H175ZM210 136V135H209ZM227 136V135H226ZM239 136V137H241ZM1 137V136H0ZM40 137V139H39ZM136 137V136H135ZM134 137V138H135ZM203 137V138H202ZM231 137V136H230ZM229 137V138H230ZM243 137V136H242ZM243 137V138H244ZM248 137V136H247ZM250 137V136H249ZM255 137V136H254ZM2 138V137H1ZM137 138V137H136ZM155 138V136H154ZM153 138V139H154ZM166 138L168 139V135H166ZM165 138V139H166ZM169 138H170V135H169ZM178 138V137H177ZM210 138V137H209ZM220 138H222L220 136ZM220 138H218L220 140ZM228 138V137H227ZM237 138V136H236ZM241 138V139H243ZM253 138V137H252ZM250 138V140L252 139ZM201 139L203 142H205L204 144H201ZM207 139V138H206ZM212 139V138H211ZM217 139V138H216ZM143 140V139H142ZM157 140V139H156ZM155 140V141H156ZM181 140V139H180ZM200 140V141H199ZM205 140V139H204ZM224 140V139H223ZM237 140L240 142V138H237ZM236 140V141H237ZM247 140V138H246ZM254 140V139H252ZM257 140V139H255ZM254 140V141H255ZM262 140V139H261ZM260 140V141H261ZM264 140V139H263ZM107 141V142H106ZM128 141V140H126ZM137 141V140H136ZM140 141V140H139ZM235 139H234V142H232V139H228L227 141H225V144H221L220 141L218 143L220 144H217L218 146L220 145L222 151L219 149V152H228L227 155L232 152L231 151V146H232V143L233 145H235L234 143H236ZM244 141H245V138H244ZM258 141V140H257ZM21 142V143H20ZM129 142H132V140H130ZM129 142H126V143H129ZM146 142V141H145ZM149 142V141H148ZM217 142V141H216ZM242 142V140H241ZM249 142L248 140L246 141V143ZM262 142V141H261ZM260 142V143H261ZM125 143V142H123ZM142 143V142H141ZM170 144V142H168ZM238 143V142H237ZM245 143V144H246ZM264 143V142H263ZM261 143V144H263ZM107 144V145H106ZM114 144V143H113ZM130 144V143H129ZM214 144V143H213ZM244 144V142H243ZM244 144V145H245ZM249 144V143H248ZM253 144L255 145V143L253 142ZM253 144L251 145V148L254 150L256 148H254L255 146H253ZM259 144V143H258ZM257 145L256 147L259 148L260 145ZM124 145V148L125 147V144H122V146ZM147 145V144H146ZM151 145V144H150ZM164 145V144H163ZM167 145V144H165ZM202 145V147H200ZM212 145V144H211ZM237 145V144H236ZM243 145V146H244ZM157 146V145H156ZM161 146V145H160ZM185 146V145H184ZM240 146V144H239ZM250 145H248L249 147ZM259 146V147H258ZM264 146V145H262ZM261 146V147H262ZM133 147V146H132ZM146 147V146H145ZM153 147V145H152ZM237 149H238V146H236ZM124 148H122L121 150H123ZM142 148V147H141ZM154 148V147H153ZM183 148V147H182ZM242 148V146H241ZM239 148V150L237 151V149L235 151H237L236 154H239L241 153L244 158L246 159L247 162H251V154L250 152L246 150H243V148L241 149ZM250 148V150H252ZM264 148V147H263ZM7 149V148H6ZM19 149V150H18ZM65 149H72L70 150L71 152L73 151V156H69L70 158L67 159L66 155L63 154V151ZM111 149V148H110ZM129 149V148H127ZM136 149V148H134ZM144 149H147V148H144ZM149 149H152V148H149ZM203 149V150H202ZM233 149V148H232ZM242 151H241V150ZM260 149V148H259ZM5 150V149H3ZM126 150V149H125ZM131 150V149H130ZM160 150V149H159ZM162 150V149H161ZM178 150V149H177ZM258 150V149H257ZM7 151V150H6ZM4 151V152H6ZM15 151H18L20 153L21 152H24V153H21L23 154L22 156L20 155H17L15 154L16 152ZM68 151V150H67ZM66 151V152H67ZM112 151V150H111ZM134 151V150H133ZM164 151V150H163ZM162 151V152H163ZM182 151V150H181ZM180 151V152H181ZM240 151V152H239ZM260 150H258L259 152ZM262 151V150H261ZM3 152V154H4ZM65 152V151H64ZM122 152V151H121ZM220 152V153H221ZM252 152V151H251ZM254 152H256L254 150ZM18 153V154H19ZM69 153V152H67ZM124 153V151H123ZM133 153V152H132ZM136 153V152H135ZM150 153V152H149ZM154 153V152H153ZM167 153V152H166ZM261 153V152H259ZM1 154V155H3ZM117 154V153H116ZM121 154V153H120ZM134 154V153H133ZM156 154V152H155ZM175 154V153H174ZM177 154V153H176ZM232 154V153H230ZM229 154V159L231 160V155ZM253 154V153H252ZM263 154V153H262ZM124 155V154H123ZM126 155V154H125ZM148 155V154H147ZM164 155V154H163ZM162 155V156H163ZM169 155V154H168ZM173 155V154H171ZM180 155V154H179ZM183 155V154H182ZM185 155V154H184ZM186 155V156H188ZM221 155V156H220ZM226 155V153H225ZM235 155V153L232 154V156ZM240 155V154H239ZM238 155V156H239ZM257 155V154H254V156ZM264 155V154H263ZM151 156V155H150ZM191 156V157H192ZM242 156L241 159H244ZM253 156V157H254ZM4 157V155H3ZM113 157V156H112ZM122 157V156H121ZM142 157H144L142 155ZM141 157V158H142ZM159 157V156H158ZM157 157V158H158ZM196 157V156H195ZM227 157V156H226ZM227 157V159H228ZM237 157V158H239ZM72 158H75V160L77 159H81L86 166H84L83 169H78L76 168V166L78 165V162L76 161L77 165L73 162V160H70ZM77 158V159H76ZM125 158V157H124ZM140 158V157H139ZM2 159V158H1ZM15 159H18L16 160L15 162L13 160ZM115 159V158H114ZM129 159V158H128ZM131 159V158H130ZM160 159V158H159ZM182 159V158H181ZM188 159H191L190 157ZM195 159V158H194ZM223 159V160H222ZM226 159V160H227ZM233 159V158H232ZM236 160V158H234ZM233 159V160H234ZM254 159V158H253ZM3 160H6V157L3 158ZM123 160H126V159H123ZM137 160V159H136ZM135 160V161H136ZM141 160V159H140ZM183 160V159H182ZM201 160V159H200ZM239 160V159H238ZM2 161V160H1ZM8 161V160H6ZM79 161V160H78ZM148 161V160H147ZM156 161V160H155ZM159 160L157 159L156 163L158 165H160V162H158ZM164 161V160H162ZM161 161V162H162ZM192 161V160H191ZM199 161V160H198ZM219 161V162H220ZM243 161V160H242ZM260 161V162H258ZM128 162V161H127ZM139 162V161H137ZM144 161H141V163L143 164ZM149 162V161H148ZM166 162V161H165ZM193 162V161H192ZM233 162V161H232ZM244 162V161H243ZM257 162V164H255ZM256 162L254 163L255 165H259L258 168H263V163H262V160H256ZM7 163V162H6ZM129 163V162H128ZM132 163V166L135 165L133 164V161L131 162ZM131 163H129L131 165ZM150 163V162H149ZM224 163V162H223ZM226 163V161H225ZM224 163V164H225ZM245 163V162H244ZM243 163V164H244ZM129 164H127L129 166ZM140 164V165H142ZM146 164V162H145ZM155 164V165H154ZM183 164V162H182ZM199 164V163H198ZM208 164H209V167H208ZM221 164V162H220ZM237 164V163H236ZM250 165V163H248ZM262 164V165H261ZM82 165V164H81ZM91 165V166H90ZM139 165V164H136V166ZM144 165V164H143ZM142 165V166H143ZM203 165V164H202ZM230 165V164H228ZM79 166V165H78ZM77 166V167H78ZM90 166V168H89ZM122 166V167H121ZM127 166V167H128ZM157 166V167H156ZM187 166V165H186ZM217 166H219V164H217ZM243 166V165H242ZM246 166V164H245ZM248 166V165H247ZM254 166V165H252ZM82 167V166H81ZM181 167V166H180ZM185 167V166H183ZM212 167V168H213ZM225 167V166H224ZM256 167V166H255ZM4 168H8L6 171L4 170ZM136 170H137V167H135ZM187 168H185L184 170H187ZM209 168V169H208ZM219 168V167H218ZM229 168V166H228ZM227 168V169H228ZM128 169V168H127ZM143 169V168H142ZM141 169V170H142ZM188 169V170H189ZM222 169V168H221ZM246 169V168H245ZM257 169V168H256ZM144 170V169H143ZM193 170H195V172H193ZM203 170V171H202ZM231 170V169H230ZM229 170V171H230ZM233 170V169H232ZM262 170V169H260ZM264 170V169H263ZM121 171V172H120ZM132 171V172H131ZM248 171V170H247ZM254 171V170H253ZM258 171V169L256 170ZM221 172V171H220ZM231 172V171H230ZM235 172V171H234ZM262 172V171H261ZM123 173V175L121 174ZM143 173V172H142ZM178 173V172H177ZM181 173V171H180ZM259 173V171H258ZM179 174V173H178ZM182 174V173H181ZM232 174V173H230ZM247 174V173H246ZM263 174V172H262ZM261 174V175H262ZM87 175L89 176L88 179H92L90 180V182H88L86 180V177ZM137 175V174H136ZM141 175V174H140ZM144 175V174H143ZM146 175V174H145ZM144 175V176H145ZM176 175V174H175ZM220 175V174H219ZM234 175V174H233ZM241 175V173L239 174ZM245 175V174H244ZM253 175V174H252ZM83 176H86L84 177L86 182L87 183H81L80 184V181H82L83 179ZM213 176V175H212ZM216 176V175H215ZM214 176V177H215ZM238 176V175H237ZM218 177V176H216ZM232 177V176H230ZM235 177V176H234ZM240 177V176H239ZM245 177V176H244ZM242 177V179L244 178ZM82 178V179H81ZM112 178V180H110ZM134 178V179H133ZM238 178V177H237ZM241 178V177H240ZM247 178V176H246ZM245 178V180H246ZM141 179V178H140ZM219 179V178H218ZM227 179L230 180V178H228V175L226 177V180ZM232 179V178H231ZM236 179V178H235ZM253 179V178H252ZM114 180V183L111 182ZM180 180V181H179ZM220 180V179H219ZM228 180V181H229ZM234 180V179H233ZM250 180V179H249ZM247 180V181H249ZM211 181V180H210ZM227 181V182H228ZM231 181V180H230ZM244 181V180H243ZM245 181V182H247ZM150 182V183H148ZM216 182V181H215ZM240 182V181H239ZM113 183V184H111ZM149 185H148V184ZM223 183V182H222ZM221 183V185H222ZM139 184V183H138ZM216 184V183H215ZM263 184V183H261ZM78 185H80L78 187ZM197 185H202L201 186V190H199V188H197ZM214 185V186H213ZM247 185V184H246ZM252 186V185H251ZM254 186V185H253ZM257 186V185H256ZM260 186V184H259ZM258 186V188H259ZM249 187V185H248ZM263 187H264V184H263ZM246 188V187H245ZM250 188V187H249ZM252 189V188H251ZM189 194H186V192ZM248 190V189H247ZM143 192L144 193H147L146 196H149V200L147 202L149 203H146V205H142V203L140 204V202H137L139 205H136V197H137V194H139L140 192ZM254 191V190H252ZM139 192V193H138ZM190 192V193H189ZM240 192V193H239ZM236 193L239 197L236 196ZM246 193V192H245ZM141 194V193H140ZM139 194V195H140ZM172 194V196H170ZM240 194V195H239ZM260 194V193H259ZM257 194V195H259ZM138 195V196H139ZM207 195V197H209ZM255 195V194H254ZM252 195V196H254ZM256 195V196H257ZM242 196V197H241ZM143 197V196H141ZM140 198V196H139ZM257 198V197H256ZM57 199H60L61 202H56V203H61L60 207L59 206H55V203H54V200H57ZM138 199V198H137ZM217 199V200H218ZM248 199V198H247ZM250 199V198H249ZM58 200V201H60ZM141 200V199H140ZM193 200L195 201L196 203V200L198 202H201L203 203V206L206 207V211H207V214L203 211L205 210L204 207L200 208L205 214H201V212L199 211V207L201 206H196L198 210H194V211H197V212H191V206L193 203ZM216 200V201H217ZM220 200V199H219ZM218 200V201H219ZM223 200V199H222ZM220 200V201H222ZM253 200V199H252ZM250 200V201H252ZM259 200V199H258ZM142 201L144 202V200L142 199ZM155 202H158V206H160L161 208H163V213L165 212V216H166V213L170 214L171 213V210L174 211H179V213L181 212V214L185 217H191L189 218L191 221V225H189L188 228H185L184 226L181 227V225H179L181 227V229L179 228L178 229V226L175 227V225H173V227H169L167 226V223L165 222H161L157 219H154L155 217H153V214H152V210L151 208L153 207V203ZM191 201H192V204H191ZM213 201V200H212ZM219 201V202H220ZM215 202V201H214ZM223 202V201H222ZM248 202V201H247ZM54 203V204H53ZM201 203H197V204H201ZM218 203V202H216ZM58 204V205H59ZM168 204V205H167ZM196 204V205H197ZM252 204V203H251ZM202 205V204H201ZM152 206V207H151ZM194 206V205H193ZM192 206V207H193ZM220 206V205H219ZM214 207V206H213ZM216 207V206H215ZM154 208V207H153ZM160 208V210H162ZM226 208V207H225ZM247 208V207H246ZM249 209V208H248ZM154 210V209H153ZM212 210V209H210ZM221 210V209H220ZM244 210V209H243ZM246 210V209H245ZM244 210V211H245ZM170 211V213H169ZM193 211V210H192ZM199 211V212H198ZM224 211V210H223ZM243 211V212H244ZM157 212V211H156ZM213 212V211H211ZM220 212V211H219ZM154 213V212H153ZM177 213V212H176ZM224 213V212H223ZM230 213L232 215H230ZM239 213V212H238ZM237 213V214H238ZM252 213V212H251ZM251 213H249L250 215H248L249 217H252ZM256 213V212H255ZM255 213L253 214V217L255 215ZM155 214V213H154ZM159 214V213H158ZM173 214V213H172ZM171 214V215H172ZM213 214H217V212L213 213ZM248 214V213H247ZM170 215V216H171ZM174 215V214H173ZM224 215V216H225ZM242 215H246V213L242 214ZM257 215H260V214H257ZM158 216V215H156ZM160 216V215H159ZM179 216V215H178ZM202 216V217H201ZM223 216V215H222ZM243 216V218H244ZM166 217H169V215H167ZM200 219H199V218ZM212 217V216H211ZM173 218H175L173 216ZM173 218H170V219H173ZM198 218V219H197ZM206 218V219H207ZM220 218V217H219ZM245 218H247V215L245 216ZM256 218H259L258 217H255ZM169 219V218H168ZM179 219L181 220L180 216H179ZM178 219V221H179ZM218 219V218H217ZM238 219V218H237ZM242 219V218H241ZM239 219V220H241ZM249 219V218H248ZM198 220V221H197ZM202 220V219H201ZM224 220V219H222ZM243 222L242 223H245L244 219H242ZM247 220V219H246ZM251 220V218H250ZM254 219L252 218V221ZM260 220V219H259ZM262 220V219H261ZM166 221V220H165ZM169 221V220H167ZM186 222V220H184ZM184 221H182L183 223H185ZM206 221V220H205ZM210 221V220H209ZM213 221V220H212ZM236 221V220H235ZM238 221V220H237ZM249 221V220H248ZM251 221V222H252ZM257 221V219H256ZM175 222V221H174ZM180 222V221H179ZM178 222V223H179ZM222 222V221H220ZM219 222V223H220ZM230 222V221H229ZM250 222V223H251ZM255 222V221H254ZM258 222V221H257ZM262 222V221H261ZM256 223L254 225L251 224V227H247V226H250V225H247L245 224L246 228H248L247 230L250 233V232H255V231H258V232H264V225L261 226V224L264 223V219H263V223ZM183 223H180V224H183ZM208 223V222H207ZM236 223V222H235ZM248 223V224H250ZM253 223V222H252ZM211 224V223H209ZM216 224V223H215ZM218 224V223H217ZM177 225V224H176ZM184 225V224H183ZM212 225V224H211ZM220 226V225H219ZM244 226V228H245ZM261 226V227H260ZM239 227V226H238ZM237 227V228H238ZM240 229V227L238 228ZM262 229V230H261ZM246 230V229H245ZM241 232V231H240ZM246 232V231H245ZM226 235V237H225ZM263 235V234H262ZM260 234L261 237L264 238V236H262ZM218 236H221L222 239H218L219 237ZM243 236H245L243 234ZM251 236V235H250ZM264 241V240H263ZM260 245H261V242H260ZM264 246V245H263ZM262 247V245H261ZM263 253V254H262ZM231 261V263H229ZM240 262V261H239ZM240 264V263H239Z\"/></svg>",
    "mask_w": 264,
    "mask_h": 264
},
{
    "label": "rangeland",
    "instance_id": "rangeland-1",
    "mask_svg": "<svg viewBox=\"0 0 264 264\" xmlns=\"http://www.w3.org/2000/svg\"><path fill=\"white\" fill-rule=\"evenodd\" d=\"M1 1V0H0ZM3 1H5V0H2L1 2H0V4H1V6H4V4H6V7L4 6V7H2L3 9H5L6 11H3V13H4V15L3 14H0V15H3V16H0V53L1 54H3V55H1L0 54V56L2 57V59H3V57H4V59L2 60L1 59V57H0V66L2 67H0V87H2V86H4V85H7L8 83H12V82H15L11 87H10V89L7 91V93L3 96V99L0 101V127H3L4 126V124H8L9 126H10V123H8V121H10L12 118H13V114H15V112H17V111H19V112H21V111H23V107H22V105L26 102V101H28V100H31V102L32 101H34L35 103H36V101L38 100L39 102L42 100V98L43 99H46V98H48L47 96H48V91H51L50 89L52 88V84H57V83H59V84H65V87L64 88H62V89H59V90H63V89H65L66 91V93L70 90V88L72 89V87H74V86H79L80 88L78 89L79 90V92H80V94L79 95H77V94H75V95H77V96H69V99H68V102H67V105H68V103L70 102V104L72 103V100H70V97H72L71 99H74V97H75V101H73V103L75 102V103H77L76 105L77 106H81V105H83L82 103H80L79 104V102L77 101L78 99H79V101H81V100H85L84 101V106L83 107H87V109L88 108H90V107H88V106H92V108L91 109H88L87 111H82V109H81V107H80V109H79V107H76V109H75V111L74 112H79V110L81 111V112H86L87 114H89L90 113V111L93 113L94 111H97L99 108H100V106L102 105V106H105L106 105V103H108V102H110V101H114L113 102V104H115L116 102H118V104H117V106H121V105H125V107L126 108H128L127 106H129V108L131 107V109H130V112L127 110V112L129 113V115H128V113H127V115L128 116H130V114H131V116H132V114L134 115L135 113H133L135 110L133 109V107H134V105H136V108L138 107V104H139V106L142 104L143 106H144V104L146 105V106H149L148 104H150L149 102H152V103H154L155 102V100H156V103L158 104L157 105V107H158V109L160 108L161 109V111L162 112H159L160 110H158L157 108V112H155V114H153L154 113V110H156L155 108H154V110L152 109V104H150L151 106L149 107V109H147L148 107H146V106H144V108L143 107H139V109L141 110V115H142V117H143V119H142V121H141V119H140V123L141 122H143V120H144V118H145V116L147 115V119L148 120H146V118H145V122H148V125L147 124H145L147 127V129L144 127V122L143 123H141V125L144 127L143 129H145V130H143L142 129V126L141 125H138L139 124V122L138 123H135L136 124V126H135V129L137 130V132H136V130L135 129H133L134 131H135V136L137 137H135L134 135H132L130 138H128V139H126V140H128V141H126L125 139L122 141V143H121V149L122 148H124V145L122 146V144H125V147L126 148H124L123 150H121V149H119V151L117 150V152H116V149H117V147H114L115 145H116V143L115 142H113V141H111V140H108V141H110V143L108 142V145H107V147H105V148H108L109 149V151L110 152H107V153H109V155H108V157L109 156H111V158L109 157V160L107 159L106 160V162H104V163H107V161L110 163L111 161V163H119V164H117V165H119V166H117V168H119L120 169V165H122L123 166V164H121V162L122 163H124V165L125 166H121L123 169L124 168H126V170H132V169H129V167L131 166V167H137V170H136V168L134 167L133 168V170L132 171H134V169H135V171H134V174H135V172H137L136 174H135V176H134V178L135 179H137V180H135L134 181V186H136V184L135 183H137V186L136 187H138L139 188V186L141 187V185L140 184H142V186L143 185H145L144 183L148 180V178H147V176H149L148 175V173H146L148 170L145 168V166L147 165L148 166V164H151V162L153 161V159H155L154 157H156V161H157V159L159 160L158 162H160V165H158L157 163H156V161L154 160V162H152V163H155L157 166H159V167H161V165L164 163V165L165 164H167V158H168V162H169V159H174V160H181L180 161V165H179V167H177V172L179 173H177L176 171L172 174H170V175H172L171 176V178H173V176H174V178H176L177 180L178 179H184V175H185V173L187 172L188 173V171L190 172L191 171V169H189V168H187L190 164L192 165L193 163H195L194 161H196V163H197V166L195 167L196 168V171H198L199 169H197V168H200L199 166H201V167H203L204 166V168H200V169H203V170H205V168L207 167V162H208V157L207 158H205L206 156H208V153H209V151L211 152V151H215V152H218L219 154H221L220 156L221 157H223V159H224V157H225V161H226V163H225V161H220L221 160V158H219V160L216 162V163H213L217 168H215V167H211L209 170H213V172H211V178H210V180H209V185L210 184H214L215 185V187H217L218 188V186L219 187H227V184H228V186H229V184L230 185H233V186H235V183L234 182H236V185H238V184H241L242 185V183H243V185H244V188H243V186H240V185H238V187L236 186V188L238 189V190H241V189H243V190H241L242 191V193L244 194L243 195V198L245 197H247L246 199H244L245 201H246V204H248V205H245V207L243 208V206L241 207V208H238V209H235L236 211L238 210V212H233L232 211V214H234L235 213V218L240 214V211H241V214L239 215V216H242V217H237L236 219H234V218H232V219H228L227 218V215H225L228 211V206L225 204L226 202H225V198H219L220 200H222V201H220L218 198V200L220 201H218L216 198H215V200L214 199H212V200H210L211 199V195H208V194H206V195H204V196H202V198L204 197L205 199H208L209 200V202H211L212 203V205H211V208L210 209H212V210H210L209 209V213L211 214L210 215V217H204V218H199L200 220V222L201 221H203V223L205 224L206 223V225H210V227H221L222 225L223 226H228V224L230 225V226H232L233 228L235 227L237 230V232H238V234L240 233L241 235H242V237H246L247 235H248V237H246V238H250V237H253L252 236V234L251 233H253L254 235H256L257 236V238L259 237V239H257V243L259 242V244H257V245H259L260 246V248H261V251H263L264 252V238L263 237H261L260 236V234L262 235V236H264V232H258V231H255V232H250V233H248L247 234V232H249L247 229L249 228V227H251V224L252 225H254V224H256V223H259L260 224V222L261 223H263V219H264V187H263V184H264V146H262V145H264V129H263V131L261 130V132H263V133H259V134H261V135H259L258 134V132H257V135L258 136H261V137H259L260 139H258V137L256 136V133L254 134V132H252V134H251V132L249 131V135H246L247 133H248V131H246V130H242V127H240L239 125H238V123H236L238 120H240V118H241V120L242 121H244V119L246 120L247 119V117L249 118L250 117V115H251V117L253 116V119H252V121H254V123L251 121V119L249 118V119H247L246 121L247 122H252L251 124H253L254 126L253 127H259L262 123H264V121H261L262 119L264 120V80H262V79H264V18L262 17L263 16V12H261V11H258V10H262V11H264V5L262 6H260V4L263 2L264 3V0H241L240 2H239V7L242 5V4H244V3H246V4H248L249 2L250 3H252V2H254V3H259V4H257V8H256V5L253 3V4H251L250 5V11L249 12H252L251 14L249 13V17H248V19H250L251 17H252V19H250V20H248L247 21V23L250 25L251 24V26H250V28L249 27H247V29H245L244 31H243V37L245 38H243L244 40H245V42H248V39H249V44H250V41L251 40H253V41H251V44H253L254 46H252L251 47V51L250 50H248V51H246L245 53H243V58H242V56H241V58L243 59V60H245L246 58V60H245V62L242 60V61H240L239 62V64H238V62L237 63H234V64H236V66L234 65V64H232V67L233 66H235V68L233 67L232 69H236V71L235 70H232V73H235L236 75V78H237V80L235 81L234 79V81L235 82H233V80H231L230 81V83H233V84H228L227 85V87L228 88H230V90L228 89V91L227 90H225V95L224 96H221L223 99L222 100H224V101H222V102H220L221 100H217V103L215 102L214 103V105H212V107H211V105H210V107L209 106H206L207 108H212V109H207L206 107H205V104H200L201 106L199 107V110L200 111H204V109H206L205 110V112H207V114H209L210 116H211V120H210V122L211 123H209L208 125V127H207V125H205L204 127H203V131H201L202 132V134H203V141H205L206 142V140H208L209 141V143H211V144H209L210 146L208 147V145H206L207 147H205V148H203L202 150H203V153H202V155H201V157H199V152L198 151H200V148H199V150L196 152V154L194 155V156H189L190 154H189V149H187L188 148V146L185 144V139H183L184 138V136H181L179 133H178V130H176V128H172L169 124H167V126H169V130L170 131H172V132H170V131H167L164 127H165V124L168 122V121H170L169 119H168V117H171V115H169V114H172V117L174 116V114H175V111H173V110H176V109H173V107H174V103L175 102H173L172 104V106H171V104H169V103H165L164 102V100H165V98H166V96H168V95H170L168 92V90H169V84H170V82H169V80L167 81V79H170V81H171V78L172 77H174V75H173V73L177 76V75H179L180 74V72H179V70L177 71L176 69L179 67L178 66V64L179 65H181L179 68H181L182 70L184 69L183 67H184V65H182V64H184V59H185V57H186V55L188 54V52L190 51L189 49H187L188 47L187 46H190L189 45V42H190V36L189 35H191L190 34V32H193L194 30H196L197 31V29H198V31L199 32H201V31H203V34H202V36H205L206 34H208L207 32H208V29L207 28H209V27H211L209 30L211 31V29H212V27H213V32H214V35L212 34V36L214 37L213 38V43H214V48L212 47V50H210V52L212 53V54H214V55H211L210 54V52H208L207 53V55L208 54H210L211 56H212V58L210 59V57L211 56H205L204 55V58L206 59V57H209V60H213V62H210V61H208L207 59H206V61H207V63L209 62V64H215V66L216 65H218V64H220V65H218V68H214V67H210V69L207 67V65H209V64H205V66H204V64H203V62L202 63H200L199 64V61L198 60H203L204 58L201 56V53H203V52H197L196 54H198V55H196L195 53V55L196 56H198L199 57V55H200V58L197 60L198 62L196 63V61H194L195 63H196V66H197V64H199L198 66L199 67H201V70H202V73H201V71L199 70V67L197 66V69H198V71H196L195 73H197V77L195 78V76H196V74L195 73H193V74H195L194 76H193V78L194 79H196L197 81L199 80V82H197V81H194V79L192 80V83L191 84H193L194 82H197L198 84H199V86L200 87H202L203 86V88L205 89V85H207L206 87H208L209 88V85H210V87L212 86V84H208L210 81H212L211 79H213L212 77H214V75H216V76H218V74H220V73H218L217 74V71L215 70V69H218V71L219 70H221V68L222 67H220L219 68V66H221V65H223L222 64V62L224 61V62H226L225 61V59L224 60H222L224 57H223V55H225V54H227V56L225 55V57L228 59V57L230 58V56H232V55H234V54H232V52H233V50L229 47V46H231V44L233 45V43L235 44V46L236 47H239L240 48V46H242V43L241 42H238V41H234L233 40V42L231 41V40H229L230 39V37H229V34L227 33L228 31H229V29H230V31L232 30V28H234V26H235V21H233L234 19H236L235 17H231V16H229L230 14H227V16H225V18H226V20L224 21V26L223 25H220V26H210V24H207L206 22H204V21H201V19H199V20H197L198 18H192V16L191 17H188V18H190V19H188V18H185V17H187L188 15H187V12H188V8L190 9L191 8V6L192 7H196L197 6V4H199V2L201 1V0H97L96 1V3H92L89 7H84V6H82V5H77L76 6V8L77 7H79V9L80 10H78V8L77 9H74L72 12H75L74 14L73 13H69V11L67 12V13H65L64 15H62V17L61 16H59V18H61V20L63 21V22H66L67 24H66V26H67V29L63 32V35L61 36V38L59 39V40H57L56 42H54V43H52V44H50V45H48V44H46V45H44V46H42L40 49L37 47L36 48V45L34 44L37 40H35L34 39V37H32V34H31V32L33 33L34 32V30L35 29H37V28H39V29H42L41 31L44 33V31L46 32L48 29H50V28H52V26H54L52 23L50 24V23H46L45 22V26H43L44 25V23H43V25L41 24V26L39 27V26H35V19L37 18H39V15H40V17L41 18H43V17H45L46 15L45 14H47V12L51 9L52 11L54 10V4H53V2H52V4H51V1L52 0H28V2H26L25 0V2H23L22 4H21V0L19 1V0H6V3L5 2H3ZM40 1V2H39ZM152 1V2H151ZM160 1V2H159ZM257 1V2H256ZM10 2V3H9ZM34 2V3H33ZM43 2H44V4H43ZM148 2L150 3L149 5H148ZM3 3V4H2ZM17 3V4H16ZM36 3V4H35ZM152 3H154V4H152ZM176 3V4H175ZM179 3V4H178ZM181 3V4H180ZM249 3V4H250ZM16 4V5H15ZM20 4V5H19ZM29 4V5H28ZM35 4V5H34ZM41 4H42V6H41ZM47 4V5H46ZM50 4H51V6H50ZM169 4V5H168ZM173 4V5H172ZM241 4V5H240ZM248 4V5H249ZM22 5V6H21ZM161 5V6H160ZM163 5V6H162ZM181 5V6H180ZM196 5V6H195ZM254 5H255V7H254ZM41 8H40V7ZM170 6V7H169ZM48 7V8H47ZM50 7V8H49ZM82 7H84V8H82ZM138 7V8H137ZM157 7V8H156ZM263 7V8H262ZM38 8H40V9H38ZM47 8V9H46ZM161 8V9H160ZM152 9V10H151ZM158 9H159V12H158ZM38 12V13H36V11ZM39 10H40V13H39ZM41 10H42V12H41ZM46 10V11H45ZM24 11V12H23ZM79 11V12H78ZM157 11V12H156ZM166 11V12H165ZM33 14H32V13ZM150 12V13H149ZM156 14H155V13ZM162 12V13H161ZM168 12V13H167ZM254 12H255V14H254ZM15 13H17V15L19 16H16L15 15ZM29 13V14H28ZM44 13V14H43ZM170 13V14H169ZM175 13V14H174ZM186 13V14H185ZM257 13V14H256ZM43 14V15H42ZM72 16V18H71V16ZM128 14V15H127ZM158 14V15H157ZM160 14V15H159ZM161 14H163V15H161ZM224 14H225V12H224ZM12 15V16H11ZM34 15V16H33ZM38 15V16H37ZM67 15V16H66ZM87 15V16H86ZM154 15V16H153ZM187 15V16H186ZM252 15V16H251ZM256 15H258L257 17H259V18H257L256 17ZM5 16V17H4ZM8 16V17H7ZM26 16V17H25ZM74 16V17H73ZM159 16V17H158ZM161 16H162V18H161ZM7 17V18H6ZM13 17V18H12ZM15 17H16V19H15ZM136 17H137V19H136ZM177 19H176V18ZM181 17H183V18H181ZM257 19H256V18ZM11 18L12 19H15V20H11ZM18 18H20L19 20H18ZM40 18V19H41ZM68 18V19H67ZM69 18L70 19H72V20H69ZM143 20H142V19ZM145 18V19H144ZM229 18V19H228ZM234 18V19H233ZM5 19V20H4ZM69 20V21H67V20ZM134 21H133V20ZM165 21V23H164V21ZM187 19V20H186ZM197 21H196V20ZM233 19V20H232ZM260 19V20H259ZM64 20H66V21H64ZM156 20V21H155ZM178 20V21H177ZM183 20V21H182ZM189 20V21H188ZM195 22H197V23H195ZM223 20H224V17H223ZM254 22H252V21ZM258 20V21H257ZM4 21V22H3ZM10 21V22H9ZM21 21V22H20ZM159 21V23H157ZM162 21V22H161ZM177 21V22H176ZM185 21V22H184ZM198 21H200V22H198ZM131 22V23H130ZM156 22V23H155ZM187 22V23H186ZM189 22V23H188ZM231 22V23H230ZM250 22V23H249ZM256 22V23H255ZM259 22V23H258ZM28 23V24H27ZM163 23V24H162ZM186 23V24H185ZM201 25H200V24ZM226 23H227V25H226ZM49 24V25H48ZM146 24V25H145ZM159 24H161V25H159ZM193 24V25H192ZM233 24V25H232ZM155 25V26H154ZM185 25H188V26H185ZM191 25V26H190ZM198 25H200V26H198ZM49 26H51V27H49ZM111 26L113 27V28H111ZM126 26H128V27H126ZM183 28H182V27ZM201 26L203 27L204 26V28L202 29V30H199V28H201ZM206 26V27H205ZM208 26V27H207ZM223 26V27H222ZM230 26V27H229ZM259 26V27H258ZM16 27V28H15ZM25 27V29H23ZM27 27V28H26ZM31 27V28H30ZM48 27V28H47ZM131 27V28H130ZM163 27V28H162ZM187 27H188V29H187ZM198 27V28H197ZM232 27V28H231ZM10 28V29H9ZM22 28V29H21ZM29 28V29H28ZM45 28H46V30H45ZM74 28H76L75 29V33L72 35V36H70L68 39H67V37H68V35H69V33L74 29ZM144 28V29H143ZM155 28V29H154ZM180 28V29H179ZM249 28V29H248ZM21 29V30H20ZM32 29V30H31ZM124 29V30H123ZM127 29V30H126ZM141 29V30H140ZM185 29H186V32H187V34L186 33H184L185 32ZM192 29V30H191ZM194 29V30H193ZM227 29V30H226ZM44 30V31H43ZM128 30H130L129 32H128ZM162 30H163V32H162ZM180 30V31H179ZM204 30H206L207 32H206V34H205V31ZM24 33H23V32ZM113 32V31H115V32H113L112 34L110 33V32ZM124 31V32H123ZM135 31H136V33H135ZM140 31V32H139ZM145 31L147 32V33H145ZM169 31H170V33H169ZM216 31V32H215ZM225 31V32H224ZM248 31V32H247ZM251 31V32H250ZM256 31H257V33H256ZM15 32V33H14ZM183 32V35H181V33ZM189 32V33H188ZM212 32V31H211ZM13 35V37H12V35ZM29 33V34H28ZM106 33V34H105ZM119 35H118V34ZM144 33V34H143ZM217 33H219V34H217ZM246 33V34H245ZM260 33V34H259ZM115 34V35H114ZM117 34V35H116ZM146 34V35H145ZM153 34H154V36H153ZM160 34H162V35H160ZM186 36H185V35ZM217 34V35H216ZM222 34H224V35H222ZM258 34V35H257ZM8 35V36H7ZM21 35V36H20ZM25 35H30V36H25ZM107 35V37H105ZM110 35V37H108ZM114 35V36H113ZM125 35H127V36H125ZM158 37H157V36ZM167 35V36H166ZM183 36V38H184V40L183 41H181V42H179V36ZM189 37H188V36ZM102 36V37H101ZM113 36V37H112ZM121 36L123 37V38H121ZM124 36H125V38H124ZM135 36V37H134ZM163 36V37H162ZM165 36V37H164ZM185 36V37H184ZM224 36V37H223ZM16 37V38H15ZM116 37V38H115ZM121 39H120V38ZM134 37V38H133ZM148 37H151V38H148ZM155 37V38H154ZM162 37V38H161ZM177 37V38H176ZM189 38V40H188V38ZM256 37V38H255ZM13 38V41L11 40ZM33 38V39H32ZM109 38V39H108ZM110 38H112V39H110ZM115 38V39H114ZM119 38V39H118ZM131 39L130 41L129 40H127V39ZM137 38V39H136ZM153 38V40H152V42H151V39ZM225 38L227 39L228 38V40L226 41L225 40ZM259 38V39H258ZM9 39V40H8ZM65 39H67L66 41H64ZM93 39V40H92ZM122 39H124V40H122ZM135 39V40H134ZM156 39V40H155ZM159 39V40H158ZM161 39V40H160ZM178 39V40H177ZM217 39V40H216ZM224 39V40H223ZM231 39H234V38H231ZM7 40V41H6ZM28 40V41H27ZM32 40H34L33 42H32ZM112 40V41H111ZM113 40H114V42H113ZM138 40V41H137ZM159 41V45L157 46V42ZM185 40L188 42H185ZM216 40V41H215ZM247 40V41H246ZM256 40V41H255ZM19 41V42H18ZM30 41V42H29ZM44 41V40H43ZM61 41H64V45H62V47L60 48V49H57L58 51L56 52V53H54V55L52 56V57H50L47 61H45L40 67H36V71H34V72H32V73H27L26 71H25V69H27V68H29L37 59H39L41 56H43L47 51H49L50 49H52V48H54L55 47V45H57V43H59V42H61ZM105 41H107V43L105 42ZM112 42L111 44L109 43V42ZM123 41V42H122ZM135 41V43L134 44H136L137 45V43L140 45L139 47H140V49H139V52H138V50H137V52L135 51L136 49H137V47H138V45L136 46V45H134L133 44V42ZM146 41V42H145ZM150 41V42H149ZM155 41H157L156 43H155ZM176 41V42H175ZM201 41V40H200ZM199 41V42H200ZM219 41V42H218ZM225 43H224V42ZM228 41H230V42H232V43H230L229 44V42ZM27 42H29L30 44H32V46H30V44L29 43H27ZM121 42V43H120ZM125 42V43H124ZM126 42H128V43H130V44H126ZM144 42V43H143ZM147 42H149V44L147 43ZM175 42V43H174ZM223 42V43H222ZM235 42H238V43H241V45H239L238 43L236 44ZM253 42H255V43H253ZM6 43H8V45H6ZM11 43V46H14V47H16V46H19V48H18V50H17V48H16V50L14 51V52H11V51H9V49H7V47L9 46L10 47V44ZM14 45H13V44ZM84 43V44H83ZM90 43V44H89ZM108 44V46H106V44ZM118 43L120 44V45H118ZM123 43H124V45H123ZM131 43L133 44L132 46H134V47H131L132 49V51H134V52H132L131 53V50L130 49H128L129 48V46L131 45ZM143 43V44H142ZM150 43H151V45H150ZM154 43V45L155 46H153L152 44ZM177 43H178V46H177ZM186 43H187V46H185L186 45ZM200 43H202V41L200 42ZM260 43V45H261V47H258L259 45H256L257 47H258V49L257 48H255L256 46H255V44H259ZM23 44V45H22ZM27 44V46H25ZM36 44H37V42H36ZM148 44V45H147ZM165 46H164V45ZM176 44V45H175ZM195 44V43H194ZM216 44V45H215ZM226 44L228 45V47H226ZM250 44V45H251ZM23 47H22V46ZM38 45V44H37ZM112 45L114 46L113 48H111L112 47ZM127 45V46H126ZM129 45V46H128ZM143 45H146V46H143ZM168 47H167V46ZM180 45H181V47H182V49L184 48V46L186 47V48H184V49H186L187 50V53H186V50H184L183 49V51H185L184 52V54H183V51H182V49L180 50ZM7 46V47H6ZM25 46V47H24ZM32 47V48H30V47ZM123 46H124V48H123ZM149 46V47H148ZM150 46H152V47H150ZM164 46V47H163ZM193 46V45H192ZM219 46V47H218ZM22 47V48H21ZM109 47V48H108ZM119 47V48H118ZM126 47H127V49H128V51H130V52H127V50H125L124 51V49H126ZM136 47V49H134ZM148 47V48H147ZM156 47V48H155ZM159 47H160V50H159ZM163 47V48H162ZM191 47V46H190ZM232 47H234V45L232 46ZM233 48L234 50H236V49H238V48ZM243 47V46H242ZM241 47V48H242ZM254 47V48H253ZM28 48H30V49H28ZM90 48V49H89ZM146 48V49H145ZM150 48L151 49H153V50H151V51H158V52H155L156 53V55H158L159 56V59H158V56H156L157 57V59L156 60H160L161 61V63H162V65H161V63H159L160 61H158V63H157V65H156V60L155 59H153V60H155L154 61V63H153V61L152 62H149V63H153V65H154V67H153V65L152 64H148V62H147V64H148V67H147V64L146 65H144L143 66V69L142 68H140V67H138L140 64H143V59H144V56H145V54H146V52L148 53V51L150 52ZM176 48V49H175ZM178 48H179V50L182 52H180V51H178ZM230 48V49H229ZM6 49V50H5ZM15 49V48H14ZM21 49H22V52H21ZM25 49L28 51H25ZM95 49V50H94ZM112 49V50H111ZM120 49L122 50V51H120ZM157 49V50H156ZM167 49V50H166ZM169 49V50H168ZM171 49V50H170ZM175 49V50H174ZM215 49V50H214ZM219 51H218V50ZM225 49H229L228 50V53L229 52H231V54H228V53H226V51H225ZM254 49V50H253ZM30 50V51H29ZM32 50V51H31ZM102 50V51H101ZM108 50V51H107ZM144 50V51H143ZM163 50V51H162ZM173 50V51H172ZM232 50V51H231ZM241 49H239V51H240ZM256 50V51H255ZM257 50H259V51H257ZM260 50H262V51H260ZM13 51V50H12ZM19 51V52H18ZM100 51V52H99ZM146 51V52H145ZM170 51H172V52H170ZM177 51V52H176ZM224 51V52H223ZM238 51V50H237ZM3 52V53H2ZM18 52V53H17ZM93 52V53H92ZM110 52V53H109ZM120 52V53H119ZM122 52V53H121ZM125 52L128 54H130L129 56H131L130 58V60H129V57H128V55H126L125 54ZM206 52V51H205ZM222 52L224 53V54H222ZM258 52V53H257ZM11 53H13V54H11ZM24 53H26V54H24ZM28 53V54H27ZM30 53V54H29ZM80 54V56H77V55H79ZM109 55H108V54ZM116 53V54H115ZM118 53V54H117ZM136 53V54H135ZM137 53H138V55H137ZM158 53V54H157ZM177 53V54H176ZM185 53H186V55H185ZM215 53H217V54H215ZM219 53L221 54V56L219 55ZM233 53H236L235 51L233 52ZM239 53H241V52H239ZM238 53V54H239ZM248 53H250V54H247ZM5 54H6V56H8L7 54H9V56L8 57H6L5 56ZM18 54V55H17ZM93 56H92V55ZM95 54V55H94ZM97 54V55H96ZM99 54V55H98ZM101 54V55H100ZM133 54H134V56H133ZM143 56H142V55ZM166 54V55H165ZM170 54V55H169ZM179 54V55H178ZM181 54H182V56H181ZM190 54V53H189ZM194 54L191 56V54L190 55H188V56H190V57H193L194 56ZM206 54V53H205ZM257 54H259V56L257 55ZM26 55H28V59H27V63L23 60V59H25L24 57L26 56ZM108 55V56H107ZM119 55H120V57H119ZM122 55V56H121ZM128 57V59H127V57ZM137 55V58L135 57ZM177 55V56H176ZM203 55V54H202ZM219 55V56H218ZM250 55H252V56H250ZM257 55V56H256ZM17 56H18V58H17ZM24 56V57H23ZM85 56V57H84ZM123 56H125V57H123ZM133 56V57H132ZM139 56H140V58H139ZM162 56V57H161ZM165 56V57H164ZM167 56V57H166ZM179 56H181V58H179ZM213 56H214V58H213ZM217 56H218V58H217ZM246 56V57H245ZM248 56V57H247ZM126 58L128 61H126V59H125V62L126 63H124V65L122 64L123 62H120V59H122V58ZM135 57V58H134ZM164 57V58H163ZM175 57V59H173ZM189 57V58H190ZM195 57V56H194ZM192 58L193 60L195 59H197L196 57L195 58ZM220 57H223V58H221L220 59ZM234 56H232V58H233ZM245 57V58H244ZM6 58V59H5ZM12 58V59H11ZM16 58V59H15ZM76 58V59H75ZM99 58V59H98ZM111 58V59H110ZM120 58V59H119ZM142 58V59H141ZM153 58H155L154 57V53H153ZM163 58V59H162ZM177 58H179V59H177ZM188 58V57H187ZM251 58H253V59H251ZM9 59V60H8ZM81 59V60H80ZM98 59V60H97ZM118 59H119V61H118ZM165 59V60H164ZM216 59H218V60H216ZM251 59V60H250ZM260 61H259V60ZM8 60V61H7ZM19 60V61H18ZM75 60V61H74ZM86 60V61H85ZM97 60V61H96ZM116 60V62H114ZM134 60V61H133ZM164 60V61H163ZM175 60V61H174ZM178 60V61H177ZM180 60H182V61H180ZM201 60H200V62H201ZM219 60H220V62H219ZM230 60V59H229ZM231 60H233V59H231ZM231 60L230 61H228L229 63L231 62ZM249 60V61H248ZM7 61V62H6ZM17 61V62H16ZM71 61V62H70ZM89 61V62H88ZM121 61H124L123 59L121 60ZM137 61V62H136ZM139 61H142V63L141 62H139ZM182 63H180V62ZM217 61L219 62V63H217ZM250 61H251V63H250ZM4 62H6L5 64H4ZM70 62V63H69ZM91 62V63H90ZM120 62V63H119ZM179 62V63H178ZM204 62H205V60H204ZM223 62V63H224ZM234 61H232L231 63H233ZM246 62L248 63V64H246ZM263 62V63H262ZM7 63L9 64L8 66H7ZM15 65H14V64ZM77 63V64H76ZM85 63V64H84ZM109 65H108V64ZM133 63V64H132ZM138 63V64H137ZM217 63V64H216ZM240 63H242V64H240ZM245 63V64H244ZM258 63V64H257ZM259 63H260V65H259ZM262 63V64H261ZM96 64V65H95ZM122 64V65H121ZM134 64H135V66H134ZM158 64H160V65H158ZM174 64V65H173ZM202 64V65H201ZM211 64V66H214V65H212ZM251 64V65H250ZM254 64L256 65V67L254 66ZM5 65V66H4ZM92 67H91V66ZM111 65V66H110ZM120 67H119V66ZM126 65V67H124ZM150 65V66H149ZM163 65L165 66V67H163ZM166 65H167V67H168V65H169V69L166 67ZM238 65V66H237ZM246 65H250V67H245ZM10 66V67H9ZM70 66V67H69ZM78 66V67H77ZM85 66V67H84ZM88 66V67H87ZM91 68H90V67ZM118 66V67H117ZM130 66H131V68H130ZM155 66L157 67V68H155ZM159 66V67H158ZM161 66V67H160ZM170 66L171 67H173L172 69L174 70V72H172L173 70L172 69H170ZM178 66V67H177ZM204 66V67H203ZM242 66H243V69H245L244 71L242 70V69H240L239 70V68H242ZM9 67V68H8ZM63 67H64V69H63ZM66 67V68H65ZM72 67V68H71ZM77 67V68H76ZM101 67V68H100ZM115 67V68H114ZM122 67V68H121ZM135 67V68H134ZM164 68V70L162 69V70H160L162 73H163V71H165L166 72V70H167V72L168 73H163V75H162V73L159 71V68L161 69V68ZM175 67V68H174ZM207 67V69H205ZM245 67V68H244ZM252 67V68H251ZM13 68V69H12ZM136 68H138V69H136ZM166 68V69H165ZM178 68V69H179ZM202 68H204V69H202ZM211 68H213V69H211ZM237 68H238V71H237ZM255 68V69H254ZM5 69V70H4ZM91 69V70H90ZM140 69V70H139ZM142 69V70H141ZM149 69H150V73H147L146 74V72H149ZM154 69V70H153ZM157 71H156V70ZM180 69V70H181ZM247 69V70H246ZM252 69V70H251ZM69 70V71H68ZM93 70V71H92ZM96 70V71H95ZM97 70H99V71H97ZM122 70V71H121ZM126 70V71H125ZM132 70V71H131ZM137 70L138 71H140V72H137ZM169 70V71H168ZM204 70V71H203ZM208 70H213V71H211V74L213 73L214 75H212L211 77H210V79H208L209 78V76L211 75H209V73H207L206 71H208ZM214 70L216 71L215 73H214ZM243 71V72H239V71ZM249 70V71H248ZM26 72V73H23V72ZM62 71V72H61ZM91 71V72H90ZM102 71V72H101ZM117 71H119V72H117ZM131 71V72H130ZM146 71V72H145ZM171 71V72H170ZM200 71V72H199ZM210 71H208V72H210ZM235 71V72H234ZM246 71V72H245ZM259 71V72H258ZM66 72V73H65ZM68 72H69V74H68ZM77 72V73H76ZM98 72V73H97ZM103 72H105V73H103ZM137 72V73H136ZM143 72H145V73H143ZM154 72H159V73H161V75L164 77V75H165V77L167 78H162V76L158 73H156V74H153ZM169 72L172 74H169ZM176 72V73H175ZM179 72V73H178ZM205 74H204V73ZM221 72V71H220ZM253 72V73H252ZM74 73V74H73ZM86 73V74H85ZM94 73V74H93ZM114 73V74H113ZM130 73H131V75H130ZM141 73H143V75L141 74ZM182 73V72H181ZM201 73V74H200ZM238 73V74H237ZM248 73V74H247ZM71 74V75H70ZM102 74V75H101ZM128 76H127V75ZM135 74V75H134ZM146 74V75H145ZM148 74H150V75H148ZM168 74H169V77H168ZM206 74H208V76L206 75ZM242 74H243V76H242ZM248 76H247V75ZM255 74V75H254ZM262 74V75H261ZM67 75V76H66ZM75 77H74V76ZM92 75V77H90ZM106 77H104V76ZM117 75V76H116ZM155 75H160L161 77V79L163 80H160V78H159V76H158V79H159V81H162V82H160L161 83V85H160V83H159V85L160 86H158V84L156 85V88L155 87H152V85H150V83L152 84V81H151V79H156L157 78V76H155ZM167 75V76H166ZM198 75H201V76H203V78L200 76V78H201V80H200V78L198 77ZM206 75V79H204L205 76ZM222 75V73L220 74V76ZM260 75V76H259ZM115 76V77H114ZM127 76V77H126ZM132 76V77H131ZM150 76V77H149ZM152 76V77H151ZM233 76H234V74H233ZM247 76V77H246ZM257 76H258V78H257ZM85 77V78H84ZM104 77V78H103ZM156 77V78H155ZM171 77V78H170ZM208 77V78H207ZM262 77V78H261ZM57 78V79H56ZM100 78V79H99ZM76 79L78 80V81H76ZM129 79V80H128ZM139 79V80H138ZM202 79H204L205 81H202ZM243 79V80H242ZM254 79H258V80H260L259 82H261V80L263 81V84L261 85L260 83L259 84H256V80H254ZM80 80V81H79ZM101 80H103V81H101ZM124 80V81H123ZM126 80V81H125ZM134 80V81H133ZM145 80H147V81H145ZM149 80H150V82H149ZM165 80V81H164ZM209 80V82H207ZM242 80V82H240ZM258 80H257V83H258ZM59 81V82H58ZM63 81V82H62ZM70 81V82H69ZM95 81V82H94ZM101 81V82H100ZM115 81V82H114ZM202 83H201V82ZM255 81V82H254ZM136 82V83H135ZM167 82L169 83V84H167ZM204 82V83H203ZM205 82H207V83H205ZM238 82V83H237ZM50 83V84H49ZM52 83V84H51ZM98 83V84H97ZM123 83H124V85H123ZM129 83V85L130 86H128L127 84ZM131 83V84H130ZM134 83V84H133ZM149 83V84H148ZM164 83H166V84H164ZM211 83V82H210ZM235 83H236V85H235ZM67 84L69 85V86H67ZM78 84H80V85H78ZM140 84V85H139ZM155 84V83H154ZM196 83H194L193 85H195ZM198 84H196V85H198ZM203 84H205V85H203ZM239 86H238V85ZM241 84V85H240ZM251 86H250V85ZM253 84V85H252ZM46 85V86H45ZM49 85V86H48ZM72 85V86H71ZM100 85V86H99ZM127 85V86H126ZM164 85H166V86H164ZM232 85H234V86H232ZM259 85V86H258ZM120 86H122V87H120ZM125 86V87H124ZM139 86V87H138ZM152 88H151V87ZM158 86V87H157ZM168 86V88H165V90H164V87H167ZM236 86H238L237 87V89H236ZM249 86V87H248ZM263 87V88H261V87ZM49 87V88H48ZM68 87V88H67ZM108 87V88H107ZM129 87H131V88H129ZM162 87V88H161ZM192 87V86H191ZM189 88V90L191 89V90H194L193 89V87L192 88ZM240 87H242V89L240 88ZM245 87V88H244ZM257 87V88H256ZM44 88V89H43ZM138 88H139V90H138ZM145 88V89H144ZM148 88V89H147ZM250 88V89H249ZM253 88H256V89H253ZM69 89V90H68ZM95 89V90H94ZM120 89H122V93L120 92ZM124 89V90H123ZM168 89V90H167ZM231 89H232V91H231ZM259 89V90H258ZM262 89V90H261ZM13 90V91H12ZM56 90H58V88H56L55 89V91ZM117 92H116V91ZM127 90V91H126ZM131 90V91H130ZM138 90V91H137ZM140 90H141V92H140ZM155 90V91H154ZM237 90V91H236ZM247 90V91H246ZM10 91H12L11 93H10ZM40 91H41V93H40ZM87 91H88V94H87ZM90 91H93V92H90ZM100 92V94H99V92ZM134 91V92H133ZM145 91H146V93H145ZM149 91V92H148ZM153 91V92H152ZM228 92V95H226L227 94V92ZM248 91H251V92H248ZM253 91V92H252ZM255 91H256V93H255ZM257 91H258V93H257ZM46 92V93H45ZM85 92V93H84ZM98 92V93H97ZM125 92V93H124ZM126 92H128V93H126ZM167 92V93H166ZM234 92V93H233ZM241 92V93H240ZM261 92V93H260ZM94 93V94H93ZM143 93V94H142ZM152 93V94H151ZM160 93V94H159ZM164 93V94H163ZM233 93V94H232ZM245 93V94H244ZM248 93V94H247ZM254 93V95L255 94H257V95H255L256 97H257V100L255 99L256 97L254 96V95H252ZM43 94V95H42ZM45 94V95H44ZM113 94V95H112ZM131 94V95H130ZM140 94V95H139ZM149 94V95H148ZM151 94V95H150ZM153 94L155 95V94H157L156 96H153ZM163 94V95H162ZM167 94V95H166ZM235 94V95H234ZM239 94V95H238ZM241 94V95H240ZM260 94H261V96H260ZM38 95V96H37ZM82 95V96H81ZM84 95V96H83ZM130 95V96H129ZM136 95V96H135ZM137 95H139V96H137ZM143 95V96H142ZM148 95V96H147ZM233 95V96H232ZM252 97H251V96ZM28 96V97H27ZM41 96V97H40ZM106 96H109V97H106ZM118 98H117V97ZM145 96V97H144ZM186 96V95H185ZM227 96L229 97V98H227ZM239 96H242V97H239ZM248 96H249V98H248ZM254 96V97H253ZM259 96V97H258ZM263 96V97H262ZM124 97H125V99H124ZM149 97H151V98H153V100H154V102H153V100H151L150 101V99L151 98H149ZM163 97V99H161ZM227 98V100H225V98ZM232 97V98H231ZM245 97V98H244ZM34 98H35V100H34ZM108 98H109V101H108ZM130 98V99H129ZM132 98V99H131ZM134 98V99H133ZM137 98V99H136ZM148 98H149V100H148ZM157 98H159V99H161V100H159V99H157ZM218 99H219V97H217ZM235 98V99H234ZM251 98V99H250ZM252 98H254V101H252ZM105 99V100H104ZM107 99V100H106ZM183 99V100H182ZM181 100L184 102V100H185V102L187 101L188 102V100H187V98H182ZM231 99V100H230ZM239 99H241V101L239 100ZM245 100V101H243V100ZM262 99V100H261ZM59 100H60V103L62 102V98H59ZM70 100V101H69ZM88 100V101H87ZM104 100V101H103ZM123 100H125V101H123ZM127 100H130V102L129 101H127ZM133 100L135 101V102H133ZM136 100H137V102H136ZM143 100H144V102H143ZM146 100V101H145ZM158 100V101H157ZM180 100V102H179V100H178V103H177V101H176V105H179L180 104V106H181V103H182V101ZM232 100H233V102H232ZM258 100H260V102L261 101H263V102H261V104H262V106L263 107H261L260 109H255L251 104H254L256 101H258ZM86 101H87V103H86ZM101 101V102H100ZM103 101V102H102ZM107 101V102H106ZM139 101H141V102H139ZM163 101V102H162ZM227 103H226V102ZM240 101V102H239ZM247 101V102H246ZM34 102H32V103H34ZM39 102H37V103H39ZM92 102V103H91ZM99 102V103H98ZM132 102V103H131ZM139 102V103H138ZM202 102H203V100H202ZM54 103V102H53ZM72 103V104H73ZM102 103V104H101ZM104 103H105V105H104ZM111 103V102H110ZM120 103V104H119ZM128 105H127V104ZM221 103H223V104H221ZM234 103V104H233ZM241 103V104H240ZM245 103V104H244ZM55 104H57L56 106H58V102L56 103H54L53 105L55 106ZM79 104V105H78ZM85 104L87 105L88 104V106H85ZM94 104V105H93ZM109 104V103H108ZM106 105V106H109V105ZM112 104V103H111ZM130 104V105H129ZM132 104H134L133 105V107H132ZM162 104H165V108L163 107L164 105H162ZM224 104L226 105V106H224ZM230 104V105H229ZM67 105H66V108H67ZM100 105V106H99ZM167 105V106H166ZM204 105V106H203ZM220 105H222V106H220ZM249 105V106H248ZM65 106V105H64ZM93 106H94V110H92L93 109ZM95 106H97L96 108H95ZM180 106H175L176 108H178V107H180ZM203 106V107H202ZM229 106V107H228ZM242 106V107H241ZM247 106V107H246ZM26 107V105L24 106V108ZM61 107H63V106H61ZM111 107V106H110ZM124 107V108H125ZM167 107V108H166ZM169 107V108H168ZM174 107V108H175ZM250 107V108H249ZM22 108V109H21ZM165 109V111L163 112V110ZM172 109V110H170L171 112H169L168 110L169 109ZM202 108H203V110H202ZM222 108V109H221ZM231 108V109H230ZM233 108H234V110H233ZM240 108V109H239ZM243 108V109H242ZM50 109V108H49ZM47 109V111H44V112H42V115L43 116H50L52 113H53V109ZM96 109V110H95ZM116 109V110H115ZM132 109L134 110V111H132ZM143 109H144V111H143ZM150 109H152V110H150ZM168 109V110H167ZM216 109H218L217 111H219V112H217L216 111V113H215V110ZM227 109V110H226ZM236 109V110H235ZM245 109V110H244ZM246 109H248V110H246ZM253 109H254V111H253ZM21 110V111H20ZM54 110H56V109H54ZM100 110V109H99ZM122 111L121 110V108H114V109H112V111L111 110H107L108 112L107 113H109V111H111V112H115V111ZM221 110V111H220ZM227 112H226V111ZM12 111H13V113H12ZM131 111H132V113H131ZM148 111V112H147ZM149 111H150V114H149ZM153 111V113H151ZM214 111V112H213ZM241 111H242V113H241ZM246 111V112H245ZM253 111V112H252ZM263 113H262V112ZM11 112V113H10ZM47 112H50V113H47ZM61 112V113H60ZM62 112H64V111H59L58 113H56L58 116H61L63 113ZM142 112H143V114H142ZM146 112V113H145ZM159 112V113H158ZM225 112V113H224ZM232 112V113H231ZM235 112V113H234ZM244 112V113H243ZM255 112V113H254ZM257 112V113H256ZM124 113V112H123ZM161 113H163L162 114V116L164 115L165 116V114H167L165 117H161L160 115H161ZM169 113V114H168ZM224 113V114H223ZM248 113V114H247ZM44 114H46V115H44ZM50 114V115H49ZM151 114H153L152 116H151ZM212 114H213V116H212ZM227 114H231L230 116L229 115H227ZM245 116V118H244V116ZM250 114V115H249ZM262 114V115H261ZM223 115V116H222ZM226 115V116H225ZM236 115V116H235ZM241 117H240V116ZM247 115H249V116H247ZM258 115V116H257ZM260 115V116H259ZM149 116V117H148ZM151 116V117H150ZM9 117H10V119H9ZM12 117V118H11ZM155 117V118H154ZM171 117V118H172ZM214 117V118H213ZM230 117H232V118H230ZM236 117V118H235ZM159 118H161L159 121H158V119ZM165 118H166V120H165ZM221 118V119H220ZM223 118V119H222ZM239 118V119H238ZM254 118H255V120H254ZM216 119V120H215ZM230 119V120H229ZM234 119V120H233ZM237 119V120H236ZM157 120V121H156ZM168 120V121H167ZM219 120L221 121V122H219ZM233 120V121H232ZM240 120V121H241ZM250 120V121H249ZM3 121V122H2ZM150 121V122H149ZM163 121V123H161ZM164 121H165V123H164ZM217 122L218 121V123H215V122ZM228 121H230V122H228ZM258 123H257V122ZM7 122V123H6ZM137 122V121H136ZM155 122V123H154ZM227 122V123H226ZM233 122V123H232ZM262 122V123H261ZM53 124H54V122H52ZM152 123H154L155 125H153ZM157 123L158 124H160L161 126H157ZM212 123H215L214 125L212 124ZM220 123V125H217V124H219ZM225 123V124H224ZM66 124V123H65ZM65 124H59L58 126H59V130H57L58 128H56V127H58V126H56L55 124V129H54V127L53 128H51V132L50 133H52V135H56V132H57V134H58V131H60L59 133H62L63 131L65 132L66 131V125ZM149 124H150V127H153V130H155V131H152L151 130V128L149 127ZM210 124H212V126L210 125ZM227 124V125H226ZM257 124V125H256ZM2 125V126H1ZM5 125V126H6ZM8 125H7V127H8ZM53 125V126H54ZM153 125V126H152ZM164 125V126H163ZM216 125V126H215ZM232 125V126H231ZM263 126H262V128H264V124H262ZM137 126H141L140 127V129L138 130V128H137ZM155 126V127H154ZM157 126V127H156ZM163 126V127H162ZM166 126V127H167ZM173 126V125H172ZM224 126V127H223ZM148 127L150 128V130L148 129ZM206 127V128H205ZM213 127V128H212ZM233 127H235V129L233 128ZM240 127V128H239ZM63 128H65V129H63ZM155 128V129H154ZM158 129V131L156 132V130ZM163 128H164V130H163ZM208 128V129H207ZM212 130H210V129ZM215 128V129H214ZM217 128H218V130H217ZM220 128V129H219ZM230 128V129H229ZM53 129V130H52ZM172 129V130H171ZM175 129V130H174ZM205 129V130H204ZM237 129H239V130H237ZM0 130H1V128H0ZM142 130V131H141ZM164 131V133L162 134L161 132L162 131ZM165 130H166V132H167V134H165L166 132H165ZM208 130V131H207ZM225 130H226V133L227 132H229L228 134H226V135H224L223 134V132L225 133ZM230 130V131H229ZM232 130V131H231ZM234 130V131H233ZM11 131V133H12V131H13V135H14V132L16 133L17 132V130H15V129H13L12 130V127H11V129L9 130V132ZM44 133H43V132ZM46 130H42L41 129V132L40 133H43L40 137H41V139L44 137L43 135L45 134V139H47V137H48V135H49V131H50V129L48 128V133H47V131L45 132ZM62 131V132H61ZM140 133H139V132ZM177 131V132H176ZM237 132V134H236V132ZM243 131H245V132H243ZM63 132V133H64ZM150 132V133H149ZM154 132V133H153ZM155 132L156 133H158L159 132V134H155ZM170 132V133H169ZM210 132V133H209ZM231 132V133H230ZM242 134L241 132H243V137H244V135H246L244 138H245V141H244V138L239 134ZM247 132V133H246ZM2 132L0 131V136L2 137H0V144L1 145H3V143L6 141V137L4 138V135H2L1 134ZM138 133V134H137ZM175 133V134H174ZM204 133H205V135H204ZM207 133V134H206ZM217 133V134H216ZM219 133V134H218ZM245 133V134H244ZM47 134V135H46ZM235 134V135H234ZM263 134V135H262ZM17 135V134H16ZM101 135H104V134H101ZM138 135V136H137ZM143 135V136H142ZM159 135V136H158ZM162 135H164V137L162 136ZM166 135H168V139L166 138ZM169 135H170V138H169ZM175 135H177V136H175ZM210 135V136H209ZM47 136V137H46ZM50 136V135H49ZM142 136V137H141ZM154 136H155V138H154ZM220 136L222 137V138H220ZM231 136V137H230ZM236 136H237V138H240V142L237 140V138H236ZM239 136H241V137H239ZM248 136V137H247ZM250 136V137H249ZM255 136V137H254ZM40 137H39V139H40ZM135 137V138H134ZM178 137V138H177ZM183 137V138H182ZM210 137V138H209ZM228 137V138H227ZM230 137V138H229ZM253 137V138H252ZM154 138V139H153ZM166 138V139H165ZM207 138V139H206ZM212 138V139H211ZM217 138V139H216ZM218 138H220V140L218 139ZM241 138H243V139H241ZM246 138H247V140L249 141V142H247L246 143ZM250 138H252V139H257V140H250ZM143 139V140H142ZM157 139V140H156ZM181 139V140H180ZM205 139V140H204ZM224 139V140H223ZM230 140V139H232V142H234V139H235V141H236V143H234L235 145H233V143H232V148H231V151L232 152H230V153H235V155H233L232 156V154H230L231 155V157L234 159V158H236V160L234 159H232L231 158V160L229 159V154L227 155V151L225 152H221L222 151V149H221V147H220V145L218 146L217 144H220L221 142V144H225V141H227V140ZM262 139V140H261ZM130 140H132V142H129ZM137 140V141H136ZM140 140V141H139ZM156 140V141H155ZM241 140H242V142H241ZM262 142H261V141ZM146 141V142H145ZM149 141V142H148ZM200 141V140H199ZM202 141V139H201V144H204L205 142H203ZM217 141V142H216ZM220 141V143H218ZM107 142V141H106ZM123 142H125V143H123ZM126 142H129V143H126ZM142 142V143H141ZM168 142H170V144L168 143ZM238 142V143H237ZM243 142H244V144H243ZM253 142L255 143V145L253 144ZM263 143V144H261V143ZM21 143V142H20ZM112 143V147H114V148H116V149H114V148H112V147H109V146H111V145H109V144H111ZM114 143V144H113ZM214 143V144H213ZM217 143V144H216ZM249 143V144H248ZM261 144L260 145V149L259 148H257L256 146L257 145H259V144ZM147 144V145H146ZM151 144V145H150ZM164 144V145H163ZM165 144H167V145H165ZM206 144V143H205ZM204 144V145H205ZM237 144V145H236ZM239 144H240V146H239ZM253 144V146H255L254 148H256V149H254L256 152H254V150L251 148V145ZM257 144V145H256ZM0 145V146H1ZM114 145V146H113ZM118 145H120V143H117V145L116 146H118ZM152 145H153V147H152ZM157 145V146H156ZM161 145V146H160ZM185 145V146H184ZM244 145V146H243ZM248 145H250L249 147H248ZM133 146V147H132ZM146 146V147H145ZM236 146H238V149H237V147ZM241 146H242V148H243V150H246L247 149V151L248 152H250V154H251V162H247L246 161V159L244 158V156L241 154V153H239V154H236L237 153V151L239 150V148H241ZM262 146V147H261ZM120 146H118V148H119ZM142 147V148H141ZM183 147V148H182ZM200 147H202V145L200 146ZM7 148V149H6ZM111 148V149H110ZM127 148H129V149H127ZM134 148H136V149H134ZM144 148H147V149H144ZM149 148H152V149H149ZM241 148V149H242ZM250 148L252 149V150H250ZM3 149H5V150H3ZM126 149V150H125ZM131 149V150H130ZM160 149V150H159ZM162 149V150H161ZM178 149V150H177ZM219 149L221 150L220 152H219ZM237 149V151H235ZM240 149V150H241ZM260 150L259 152H261V153H259L258 152V150ZM7 150V151H6ZM19 150V149H18ZM68 150V151H67ZM70 150H72V149H65L64 151H63V154L64 155H66V157H67V159L68 158H70L69 156H73V151L71 152ZM112 150V151H111ZM134 150V151H133ZM164 150V151H163ZM182 150V151H181ZM262 150V151H261ZM4 151H6V152H4ZM69 152V153H67V152ZM122 151V152H121ZM123 151H124V153H123ZM163 151V152H162ZM181 151V152H180ZM204 151H206V152H208V153H206V152H204ZM242 151V150H241ZM252 151V152H251ZM3 152H4V154H3ZM10 152L11 151H9V148L8 147H5L4 148V146L0 149V163L1 162H3V164L5 163V164H8V162H11L12 160H10L9 161V159L11 158L10 157ZM16 153L15 154H17V155H23V154H21V153H24V152H21L20 151V153L18 152V151H15ZM134 154H133V153ZM136 152V153H135ZM150 152V153H149ZM154 152V153H153ZM155 152H156V154H155ZM167 152V153H166ZM240 152V151H239ZM19 153V154H18ZM117 153V154H116ZM121 153V154H120ZM175 153V154H174ZM177 153V154H176ZM225 153H226V155H225ZM253 153V154H252ZM263 153V154H262ZM1 154H3L4 155V157H3V155H1ZM124 154V155H123ZM126 154V155H125ZM148 154V155H147ZM164 154V155H163ZM169 154V155H168ZM171 154H173V155H171ZM180 154V155H179ZM183 154V155H182ZM185 154V155H184ZM189 154V155H188ZM254 154H257V155H255L254 156ZM142 155L144 156V157H142ZM151 155V156H150ZM163 155V156H162ZM186 155H188V156H186ZM242 158V156H243V158L244 159H241L239 156ZM113 156V157H112ZM122 156V157H121ZM159 156V157H158ZM196 156V157H195ZM205 156V157H204ZM228 157V159H227V157ZM254 156V157H253ZM6 157V160H8V161H6V160H3V158H5ZM125 157V158H124ZM140 157V158H139ZM142 157V158H141ZM158 157V158H157ZM191 158V159H188V158ZM237 157H239V158H237ZM2 158V159H1ZM115 158V159H114ZM129 158V159H128ZM131 158V159H130ZM160 158V159H159ZM183 160H182V159ZM195 158V159H194ZM254 158V159H253ZM74 159V160H73ZM77 159V158H76ZM123 159H126V160H123ZM137 159V160H136ZM141 159V160H140ZM201 159V160H200ZM222 159V160H223ZM227 159V160H226ZM239 159V160H238ZM2 160V161H1ZM16 160H18V159H15V160H13L14 162L16 161ZM70 160H73V162L77 165V163L78 162H80V163H78V167L76 166V168H78V169H83L84 168V166H86L85 165V163L81 160V159H77V160H75V158H72V159H70ZM79 160V161H78ZM136 160V161H135ZM150 162H148V161ZM162 160H164V161H162ZM193 162H192V161ZM199 160V161H198ZM204 160H206L207 162L204 164ZM245 162H243V161ZM256 160H262V163H263V168H258L259 167V165H258V167H257V165H255V164H257V162H256ZM76 161H77V163H76ZM116 161V162H115ZM131 163L132 161H133V164H135V165H133L132 166V163H131V165L128 163ZM137 161H139V162H137ZM141 161H144L143 162V164L141 163ZM162 161V162H161ZM166 161V162H165ZM221 162V164H220V162ZM233 161V162H232ZM7 162V163H6ZM145 162H146V164H145ZM182 162H183V164H182ZM225 164H224V163ZM256 162V163H255ZM258 162H260V161H258ZM237 163V164H236ZM244 163V164H243ZM248 163H250V165L248 164ZM255 163V164H254ZM261 163V162H260ZM4 164V165H5ZM82 164V165H81ZM127 164H129V166L127 165ZM136 164H139V165H137L136 166ZM140 164H142V165H140ZM154 164V165H155ZM203 164V165H202ZM217 164H219V166H217ZM228 164H230V165H228ZM245 164H246V166H245ZM0 165H2V164H0ZM187 165V166H186ZM199 165V166H198ZM243 165V166H242ZM248 165V166H247ZM252 165H254V166H252ZM262 165V164H261ZM82 166V167H81ZM91 166V165H90ZM90 166H89V168H90ZM128 166V167H127ZM156 166V167H157ZM181 166V167H180ZM183 166H185V167H183ZM225 166V167H224ZM228 166H229V168H228ZM256 166V167H255ZM208 167H209V164H208ZM219 167V168H218ZM120 169L121 171L123 170V169ZM128 168V169H127ZM144 170H143V169ZM185 168H187V170H184ZM222 168V169H221ZM228 168V169H227ZM246 168V169H245ZM258 169V171H259V173H258V171H256L257 169ZM6 168H4V170H5ZM8 169V168H7ZM6 169V170H7ZM80 169V170H81ZM142 169V170H141ZM189 169V170H188ZM231 169V170H230ZM233 169V170H232ZM260 169H262V170H260ZM5 170V171H6ZM145 170H147V171H145ZM202 170V171H203ZM231 172H230V171ZM248 170V171H247ZM254 170V171H253ZM120 171V172H121ZM131 171V172H132ZM180 171H181V173H180ZM184 171H185V173H184ZM221 171V172H220ZM235 171V172H234ZM263 172V174H262V172ZM143 172V173H142ZM149 172V171H148ZM193 172H195V170H193ZM196 173V172H195ZM230 173H232V174H230ZM241 173V175H239ZM247 173V174H246ZM122 175H123V173H121ZM141 174V175H140ZM145 176H144V175ZM176 174V175H175ZM220 174V175H219ZM234 174V175H233ZM245 174V175H244ZM253 174V175H252ZM262 174V175H261ZM213 175V176H212ZM218 176V177H216V176ZM227 175H228V178H230V180L229 179H227V181H225L226 180V177H227ZM238 175V176H237ZM184 176V177H183ZM215 176V177H214ZM230 176H232V177H230ZM235 176V177H234ZM241 178H240V177ZM245 176V177H244ZM246 176H247V178H246ZM84 177H86V176H83V179H82V181L83 182H81L80 181V184L81 183H87L86 182V180L88 181V182H90V180H92L91 178L90 179H88L89 178V176L87 175V177H86V180H85V178ZM238 177V178H237ZM242 177H244L243 179H242ZM133 178V179H134ZM141 178V179H140ZM143 178H145L146 179V181H143L144 179ZM173 178V179H174ZM220 180H219V179ZM232 178V179H231ZM236 178V179H235ZM245 178H246V180H245ZM253 178V179H252ZM234 179V180H233ZM250 179V180H249ZM110 180H112V178L110 179ZM179 180V181H180ZM244 180V181H243ZM247 180H249V181H247ZM216 181V182H215ZM240 181V182H239ZM241 181H242V183H241ZM245 181H247V182H245ZM111 182H113L114 183V180L113 181H111ZM223 182V183H222ZM113 183H111V184H113ZM139 183V184H138ZM148 183H150V182H148ZM147 183V184H148ZM216 183V184H215ZM221 183H222V185H221ZM238 183V184H237ZM261 183H263V184H261ZM259 184H260V186H259ZM149 185V184H148ZM213 185V186H214ZM248 185H249V187H248ZM252 185V186H251ZM254 185V186H253ZM257 185V186H256ZM80 185H78V187H79ZM200 188H199V187ZM202 186V185H201ZM201 186L200 185H197V188H199V190H201L202 188H201ZM258 186H259V188H258ZM239 187H241V189L239 188ZM246 187V188H245ZM252 188V189H251ZM248 189V190H247ZM252 190H254V191H252ZM185 192H186V190H185ZM188 192V191H187ZM186 192V194H188ZM246 192V193H245ZM139 193V192H138ZM141 193V194H140ZM139 194H137V197H136V205H139L137 202H140V204L142 203V205H146L145 204V202L146 203H149V202H147L148 200H149V196H146L147 195V193H144L143 194V192L141 191ZM190 193V192H189ZM240 193V192H239ZM260 193V194H259ZM146 194V195H145ZM255 194V195H254ZM257 194H259V195H257ZM140 196V198H139V196ZM189 195V194H188ZM207 195L209 196V197H207ZM240 195V194H239ZM252 195H254V196H252ZM257 195V196H256ZM141 196H143V197H141ZM170 196H172V194L170 195ZM236 196L237 197H239L238 195H237V193H236ZM242 197V196H241ZM257 197V198H256ZM138 198V199H137ZM204 198H203V201H207L208 202V200H204ZM210 198V199H209ZM250 198V199H249ZM141 199V200H140ZM142 199L144 200V202L142 201ZM148 199V200H147ZM253 199V200H252ZM259 199V200H258ZM58 200H60V199H57V200H54V203H55V206H59L60 207V205H61V203L59 204V203H56V202H61V200L60 201H58ZM217 200V201H216ZM250 200H252V201H250ZM215 201V202H214ZM248 201V202H247ZM216 202H218V203H216ZM225 202V203H224ZM53 203V204H54ZM193 203L194 204H192V201H191V204H192V206H191V212H197V211H194V210H198V209H196L197 207L196 206H201V207H199V209L200 208H202V207H204L203 206V203H201V202H198L197 200H196V203H195V201L193 200ZM197 203H201V204H197ZM252 203V204H251ZM59 204V205H58ZM158 204V202H155L154 201V203H153V207L151 208V210H152V214H153V217H155L154 219H157V220H161L162 222H166L167 223V226H169V227H173V225H175V227L176 226H178V229L180 228L181 229V227L182 226H184L185 228H188L189 227V225H191V220L189 219V218H191V217H185V216H183L182 214H181V212L179 213V211H175V213H174V211H172L171 210V213H170V211H169V213L170 214H168V213H166V216L167 215H169V217H166L165 216V212L163 213V208H161L160 206H158L157 205ZM197 204V205H196ZM168 205V204H167ZM220 205V206H219ZM140 206V205H139ZM214 206V207H213ZM216 206V207H215ZM226 207V208H225ZM247 207V208H246ZM160 208L162 209V210H160ZM249 208V209H248ZM154 209V210H153ZM204 209L205 210H203L206 214H207V211H206V207H204ZM221 209V210H220ZM240 209H242V210H240ZM245 211H244V210ZM193 210V211H192ZM201 209L199 210L200 212H201V214H202V211ZM224 210V211H223ZM240 210V211H239ZM157 211V212H156ZM198 211V212H199ZM211 211H213V212H211ZM220 211V212H219ZM244 211V212H243ZM155 214H154V213ZM177 212V213H176ZM203 212V214H205ZM216 213L217 212V214L215 215V214H213V213ZM224 212V213H223ZM252 212V213H251ZM256 212V213H255ZM159 213V214H158ZM174 215H173V214ZM238 213V214H237ZM245 214L246 213V215H247V218H245V216L244 215H242V214ZM248 213V214H247ZM249 213H251L252 215V217H249L248 215H250ZM255 213V215H254V217H253V214ZM172 214V215H171ZM228 214V213H227ZM231 213H230V215H232ZM257 214H260V215H257ZM156 215H158V216H156ZM160 215V216H159ZM171 215V216H170ZM180 216V218H181V220L179 219V216ZM223 215V216H222ZM225 215V216H224ZM237 215V216H236ZM173 216L175 217V218H173ZM212 216V217H211ZM243 216H244V218H243ZM259 216V218H256L257 219V221H256V219H255V217H258ZM220 217V218H219ZM169 218V219H168ZM170 218H173V219H170ZM197 218V219H198ZM207 218V219H206ZM218 218V219H217ZM244 219V221H245V223H242L243 222V220L242 219ZM249 218V219H248ZM250 218H251V220H250ZM252 218L254 219L253 221H252ZM178 219H179V221H178ZM222 219H224V220H222ZM239 219H241V220H239ZM247 219V220H246ZM260 219V220H259ZM262 219V220H261ZM166 220V221H165ZM167 220H169V221H167ZM184 220H186V222L184 221ZM206 220V221H205ZM210 220V221H209ZM213 220V221H212ZM236 220V221H235ZM238 220V221H237ZM249 220V221H248ZM160 221V222H161ZM175 221V222H174ZM182 221H184L185 223H183ZM198 221V220H197ZM220 221H222V222H220ZM230 221V222H229ZM253 223H252V222ZM255 221V222H254ZM161 222V223H162ZM179 222V223H178ZM208 222V223H207ZM220 222V223H219ZM236 222V223H235ZM251 222V223H250ZM180 223H183V224H180ZM209 223H211V224H209ZM216 223V224H215ZM218 223V224H217ZM248 223H250V224H248ZM177 224V225H176ZM245 224H247V225H250V226H247L248 228H246V226H245ZM179 225H181V227L179 226ZM220 225V226H219ZM262 225H264V223L263 224H261V226ZM188 226V227H187ZM240 227V229H238L239 227ZM244 226H245V228H244ZM260 226V227H261ZM238 227V228H237ZM177 228V227H176ZM183 228V227H182ZM234 228V229H235ZM246 229V230H245ZM262 230V229H261ZM241 231V232H240ZM246 231V232H245ZM243 234L245 235V236H243ZM251 235V236H250ZM219 238L218 239H222V237L221 236H218ZM225 237H226V235H225ZM260 242H261V245H262V247H261V245H260ZM263 254V253H262ZM263 258V259H262ZM261 259L262 260H264V254L261 256ZM231 261L232 260H230V262L229 263H231ZM240 261V262H239ZM239 261H235V263L237 262V264H242V263H247L248 261H249V258H245V260L244 259H242V260H239ZM233 262V261H232Z\"/></svg>",
    "mask_w": 264,
    "mask_h": 264
},
{
    "label": "water",
    "instance_id": "water-1",
    "mask_svg": "<svg viewBox=\"0 0 264 264\" xmlns=\"http://www.w3.org/2000/svg\"><path fill=\"white\" fill-rule=\"evenodd\" d=\"M55 35H56V31H55V29H52V30H50V31L47 33V37H48V38H53Z\"/></svg>",
    "mask_w": 264,
    "mask_h": 264
}]
</instances>
